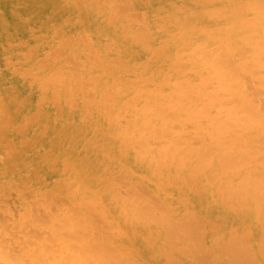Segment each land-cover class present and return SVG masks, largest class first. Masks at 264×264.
Instances as JSON below:
<instances>
[{"label": "bare ground", "instance_id": "6f19581e", "mask_svg": "<svg viewBox=\"0 0 264 264\" xmlns=\"http://www.w3.org/2000/svg\"><path fill=\"white\" fill-rule=\"evenodd\" d=\"M94 0H0V113H4V114H2V116L3 115H5V117L2 119V121H0V153H4V154H6V156L8 155V154H13L14 153V151L13 150H15V149H9L8 147H11V146H9V144H8V142H9V140L12 142V138L11 139H9V138H4L3 136H6L5 134H9V133H12V132H15V138L16 139H19V138H21V137H23V136H27V135H30V136H32V138L33 139H35V140H37V141H39V142H42V143H48V144H50V146L52 147V149H54V150H56V151H58V153H59V151H67V154H68V158H71L72 160H73V155L76 153V152H78V150L75 152L72 148L71 149H68L69 148V146H68V148H66L67 147V145H69V144H67L66 145V147H65V144L67 143V141L66 140H68L67 138L68 137H72L73 138V140L74 141H76V148L75 149H79V152H82V150H81V146H82V144H83V142H87V141H89L90 140V143L91 142H93V140H91V137H90V133H89V129L88 128H82V125H80V127H81V129H77V128H75L76 126L73 124V119H71V121L72 122H64V118L65 117H68V113H67V111H65V109H64V104L63 103H59V105H58V110H55V111H53L54 113H56V114H51L50 112H49V109L48 108H50L51 107V105L53 104H55L58 100L60 101V99H58V98H60L61 96L63 97L64 95L63 94H57L58 93V91H56L57 93H55L54 91H53V93H52V91H51V93H47V92H45V87H47V86H43V84H42V86H41V82L38 84V82L37 81H35V80H33V78L31 79H29L28 77H26L27 75L29 76H33L32 74L34 73H29V72H31V71H29L32 67H30V69H28V70H26V71H28V73L29 74H27L26 73V71L24 70L23 71V69H18V67L16 68L14 65H13V60L11 61V59L10 58H8V53H15V56L17 57V58H19L22 54H21V52H23V54H24V52L25 51H28L27 49H28V47H29V45L31 46V44H29V42L31 41V39H32V37H36V35H35V30H36V28H38V31L40 32V34L41 35H39L40 36V42H39V44H38V46L36 47V49H31L30 50V48H29V52H28V55H27V57L28 56H31L32 58H35V57H38L39 55H40V53L41 52H43V49L44 48H47L48 47V41H47V38H46V35H48V33L50 32V33H52V31H51V29H52V27H54V25L56 24V23H58L57 24V30H56V38L57 37H60V39L59 40H61V37L62 38H64L65 37V35H69V34H72V35H74V36H76V38H75V40L74 41H72V40H69V38H71V37H69V36H67L68 37V39L66 38V40L68 41V49H69V52L68 53H73V55H76V56H78L79 58H84L87 54L85 53V52H83V46L85 47V46H87L86 45V43L89 45V48H87V50L91 53V54H93V55H95V57L97 56L98 57V62H100L101 64H98V66L99 65H101V67H100V69H98V68H96L97 67V63H94L93 62V65H91L90 66V69H89V67H87V68H85L87 71H88V69L89 70H91V72L89 71L88 73H92V74H95V73H97V72H100L99 73V75H95V76H93V78H96L95 80L93 79V84H92V86L94 87V88H91V90H90V97H91V99L92 100H90L89 98V100L88 101H92L93 102V98L95 99L97 96H95L94 94H96L97 92L99 93H101V96H102V92L101 91H99V90H106V89H111V91H107V92H114L112 89H114V88H117L116 90H115V93H108L107 95H109L110 94V96H106V95H104V97H103V99L106 101L107 99L106 98H110V97H114L115 99V102H113V103H116L117 102V100H119V98H127V97H130V96H132V88H134V87H131V86H129L128 88L126 87V86H124V87H126V88H122L121 86L122 85H124L125 83H126V85L127 84H129V85H131V84H135V82H136V84H135V87L136 88H138V89H140V88H143V87H152V86H156L157 87V89H155V90H158L159 91V93H158V96L159 97H161L160 98V103H158V102H156V100H155V103H153V104H147L146 102V107L142 104V106H140V107H142L143 109H145V110H143V111H145V113L142 111V113H144L145 115H143V114H141V113H139L138 115L141 117V115H143V116H145V121H141V123H139V121H138V123L136 124V122H137V119H136V117H138L137 115L135 116V119H136V122L134 121V116H132V115H134V114H136L135 112H136V110L134 109V106L135 105H137V104H135L136 102H138L139 100H137L136 102H135V100H136V97H137V95H139V97L141 96V92L139 93V92H137L136 91V89H135V92H137L138 94L137 95H135V99L134 100H128L127 99V101L128 102H126V104L128 103V107L129 106H132L133 104H132V102H135L134 103V106H132L133 108V110H135V112L132 110V111H130V112H132V115H129V120H131V122L130 121H128V124H129V122H130V124L131 123H133V122H135V125L137 126V130H139L140 131V133H139V131H138V133L140 134L139 136H134V137H137V139L135 140H133L132 138H133V134H135V133H133V128L132 127H134V126H131V125H134V124H131L130 125V129H132V130H130L129 128H127V129H129L128 131H129V133H130V135H132L131 137V139H130V136H129V133H128V140L129 141H132V142H135V141H137V142H139V145H137V147L139 148V150L141 151V153H142V156H141V158H142V160H141V162H143L144 161V159H148V157L147 156H151V154L150 155H148L149 153H158L159 151H160V153L162 154L161 156L163 157V154L164 153H167V154H165L166 155V157L165 158H169V157H171V158H173L172 159V161L173 160H175V159H177V162H179L178 160L180 159V161H181V159H182V161L184 162V165L182 164V165H179V164H176V166L178 165V167L180 166V168L178 169V167L177 168H175V169H177L176 170V174H177V172H178V170H180L181 168L183 169V167L182 166H184L185 167V164L187 163V160H189V158H188V156H187V153H186V156L184 157V155H183V153H182V155H183V157L184 158H182V157H180V156H182L181 154H180V149L181 148H183V145L184 146H187L190 150H189V152L190 153H192V154H188L191 158H192V155L195 153V154H197V155H200L201 156V158L203 157V159L202 160H200V161H196V163H198V165H199V162H201L202 161V163L204 162V163H206L205 161L206 160H208V161H210V163H211V161H212V157H213V155L211 154V152H213L212 151V149H213V146L212 145H214V144H211V146H210V149H211V152L210 151H208V148H207V144L208 143H205L206 144V148H207V151H204V152H201L200 151V154L199 153H197L196 152V149H195V147H194V149H195V151L193 150V147H191L192 145H197V142H198V146H200L199 145V140L198 141H196V139H195V142H196V144L194 143V144H188V139H186V138H184V137H186L185 135H186V133H185V135H181V133H180V131L178 132L176 129V131H173L171 128H170V126H174V127H176L175 125H171V124H174V121L177 119L179 122L178 123H180L181 124V126H179V127H183V125L182 124H184L185 123V121L186 120H190V122L192 123V122H194V124H197V126H198V128L200 129V130H198L200 133H201V135L202 134H204V133H202V131L204 130L205 132H206V130L208 131V133H209V135L210 136H212V139H213V137L214 138H217V141L219 140L218 138H223V140H224V136L226 135V134H233V133H235V135H237L238 136V138H240V137H243V136H239L238 134H242V135H244V139H245V141H246V143L245 142H242L241 140H239V141H241L242 142V144L241 145H248V144H250V146H251V148L253 147L255 150H260L259 152H261L262 153V158L261 159H259V161L261 160L262 161V159L264 158V106H262V104H260V103H262V102H260V101H257V96H256V94H260L259 92L258 93H256V94H253L252 92L253 91H251V88H249V86H248V84L249 83H246V82H248V81H246V80H244L245 78H243L242 77V70L240 69V67L244 64V63H242V62H239L240 64H242V65H239L238 64V61H245V63H246V61H250L251 62V64L249 65V66H251V65H253V66H251L250 68H252L253 67V71H257L258 73H255V74H257L258 75V78H259V74L261 75V77H260V79H264V11H262V4H264V0H137L136 2H137V4H138V6H139V4H140V10L139 11H136L135 12V10H134V12L136 13V15L133 17V18H130V19H128L127 17H125L124 16V13L123 12H127L128 10H129V7L128 6H130V5H128L127 7H128V9H127V7L125 6V5H121V7L120 8H118V11H120L121 10V8H123L124 6L126 7H124L123 8V10H121V12H119V14L120 13H123V15H122V17H120L117 21H115L114 19H116V17H117V14H118V12L116 13V17L113 19V17H114V15L110 18V16L112 15H109V12L108 11H105L104 9H100L99 8V6H97L94 2H93ZM111 1V0H110ZM118 1V0H117ZM121 2L123 1V0H120ZM125 1H127V0H125ZM95 2H97V1H95ZM102 2V1H101ZM104 2H106V1H104ZM108 2V1H107ZM113 2H115V0L113 1ZM121 2H118V3H121ZM129 2H131L132 3V0L130 1L129 0ZM98 3H99V1H98ZM118 3H116L117 5H112L111 6V8H112V11H114L113 10V8L114 9H116V7H119V5L120 4H118ZM103 4V5H102ZM106 4V3H105ZM109 4V3H108ZM110 4H111V2H110ZM127 4V3H126ZM129 4V3H128ZM99 5L100 6H104V3H99ZM106 6V5H105ZM104 6V7H105ZM113 6H116V7H113ZM132 6V5H131ZM130 6V8H131V10H133V8ZM103 7V8H104ZM134 7V6H133ZM107 9H109V8H107ZM126 9H127V11H126ZM136 9V8H135ZM111 10V9H110ZM125 10V11H124ZM111 11V13H115V12H112ZM123 11V12H122ZM131 12V11H130ZM134 14V13H133ZM132 13H130V15H133ZM38 33V32H37ZM54 33V32H53ZM71 35V36H72ZM38 36V35H37ZM53 37V36H52ZM51 37V38H52ZM54 38V37H53ZM72 38H74V37H72ZM66 40L64 39V42H66ZM49 41H50V39H49ZM54 41V40H53ZM61 41H63V39L61 40ZM36 42H38V41H36ZM35 42V43H36ZM47 43V44H46ZM52 43V42H51ZM57 44H60V43H57ZM55 45V46H58V45ZM85 44V45H84ZM50 45H52V44H50ZM60 46V45H59ZM63 46V45H62ZM66 46V44L64 45V47ZM35 47V46H34ZM64 47H63V49H64ZM58 48V47H57ZM60 48H62V47H59L58 48V50L60 49ZM62 49V51H64ZM67 49V50H68ZM50 50V49H49ZM57 50V51H58ZM86 50V51H87ZM45 51V50H44ZM54 51V48H53V50H51V53H49V55L51 54H54L55 53V57L56 58H60L59 56L61 55V54H59L58 52H56V49H55V52L54 53H52ZM48 52V51H47ZM60 53H61V50H60ZM88 53V52H87ZM27 54V53H26ZM25 54V55H26ZM48 54V53H47ZM56 54H59V56L57 55L56 56ZM63 54V53H62ZM86 54V55H85ZM89 54V53H88ZM73 55L71 56L72 58H73ZM14 56V55H13ZM24 56V55H23ZM88 56V55H87ZM86 56V57H87ZM40 57V56H39ZM44 57V56H43ZM47 57H49L48 55H47ZM52 57H54V55H52ZM51 56L48 58V59H44V58H42L43 60V62L45 63L47 60H49L50 58L51 59H53ZM62 57V56H61ZM75 57V56H74ZM90 57H94V56H89V59H90ZM94 57V58H95ZM68 58H69V55H68ZM23 59V58H22ZM28 59H29V57H28ZM38 59H40V58H38ZM61 59V58H60ZM64 59V58H63ZM74 59V58H73ZM78 59V58H77ZM92 59V58H91ZM97 59V58H96ZM15 60V59H14ZM24 60V59H23ZM37 60V59H36ZM55 61H56V59H54ZM54 60H53V62L52 63H54ZM65 60V59H64ZM63 60V61H64ZM70 60V59H69ZM81 60V59H80ZM80 60H76V63H75V60H70V62L72 63H75V66L76 65H78V62L80 61ZM16 61V60H15ZM14 61V62H15ZM18 61V60H17ZM33 62H34V60H32ZM82 61V60H81ZM89 61V60H88ZM92 61V60H91ZM22 62V61H21ZM24 62V61H23ZM40 63H41V66L40 65H37L38 67L40 66L41 68H39V69H43V68H45L47 65L46 64H44L45 66L44 67H42L43 66V64H42V62L41 61H39ZM60 63V62H59ZM73 63H72V65H73ZM82 63H84V62H82ZM82 63H79V67L81 66V67H86L85 65L83 66V64ZM118 63H126V65H133L134 67H136V69H134V70H131V69H129V67H131L132 69H133V66H129V67H124V66H120V65H117ZM30 64H32V63H30ZM48 64V63H47ZM69 64V63H68ZM82 64V65H81ZM87 64V63H86ZM108 64H109V66L110 67H106V65L108 66ZM111 64H113V66L111 65ZM18 65H19V62H18ZM51 65H53V64H51ZM62 65H65L64 63L62 64ZM88 65V64H87ZM94 65H96V66H94ZM248 65V64H247ZM56 66V65H55ZM58 66V65H57ZM74 66V65H73ZM89 66V65H88ZM244 66V68H243V70H245L246 68V66H245V64L243 65ZM28 67V66H27ZM38 67H35V68H38ZM59 67V66H58ZM80 67V68H81ZM118 69V71H121V73L123 72V73H125L126 75H133L132 77V80H129V81H127L126 79L124 80V84H120V83H118L117 84V69ZM50 68V67H49ZM56 68V67H55ZM256 70H255V69ZM34 69V68H33ZM57 69V68H56ZM56 69H55V71H56ZM83 69V68H82ZM50 72L51 71H53V67L51 68V70L50 69H48ZM113 70V71H112ZM241 70V71H240ZM248 70H250V69H248V66H247V69H246V71L244 72V74L243 75H245V73L248 71ZM39 71V70H38ZM46 71V70H45ZM64 71V70H63ZM68 70H66L65 72H67ZM72 71V70H71ZM71 71H69V72H67L68 73V75H65V76H69L70 75V77H68V78H71L72 77V75L73 76H75V71L72 73ZM82 71V70H81ZM83 71H85V70H83ZM87 71L86 72H81V75H79V76H82V73H83V75L85 74V73H87ZM164 71V73H166V75H162L161 73ZM252 70H251V73L253 74V76H255V74H254V72H253ZM58 72V74L59 75H57V73H56V75L54 76V77H50V79L52 78L53 80L57 77V80H58V78L60 79V77H62V76H60V73L62 72L61 70H58L57 71ZM77 72V71H76ZM79 72H80V70H78V73H76L77 74V76H76V78H75V80L76 79H78V80H76V83H77V81L78 82H81V81H83L84 80V78H83V76H82V80L80 79V77L79 78H77L78 77V74H79ZM36 73V72H35ZM34 73V74H35ZM41 73H42V71H41ZM52 73V72H51ZM71 73H72V75H71ZM24 74H26V75H24ZM54 74V73H53ZM36 75H37V73H36ZM39 75V74H38ZM37 75V76H38ZM41 75V74H40ZM39 75V76H40ZM47 75H48V73H47ZM46 75V76H47ZM62 75V74H61ZM64 75V74H63ZM88 75V74H87ZM251 75V74H250ZM37 76H35L34 77V79H36L37 80ZM64 76V77H65ZM121 76V75H120ZM119 76V78H122V77H120ZM37 77V78H36ZM84 77H86V75L84 76ZM90 77V76H89ZM245 77V76H244ZM40 78V77H39ZM38 78V79H39ZM42 78H43V76H42ZM73 78V79H74ZM124 78V77H123ZM127 78V77H126ZM47 80H50V79H48V78H46ZM45 79V76H44V81L46 80ZM51 79V80H52ZM79 79H80V81H79ZM89 79H91V77L89 78ZM89 79L88 78H86L85 80H88V82L86 81L85 83H92V81H89ZM129 79V78H128ZM50 80V81H51ZM56 80V79H55ZM56 80V81H57ZM69 80V79H68ZM84 80V81H85ZM122 80V79H121ZM120 80V81H121ZM254 80V79H253ZM43 80H42V82H44ZM50 81L48 82H46L45 84L46 85H48L49 83H50ZM55 81V84L57 83L58 84V81L56 82ZM67 81V80H66ZM70 81V80H69ZM73 81V80H72ZM127 81V82H126ZM52 83V85L54 84V82L53 81H51ZM60 82H61V80H60ZM48 83V84H47ZM63 83V82H62ZM71 83V82H70ZM73 83V82H72ZM75 83V89H78L79 90V88L81 87V85H79L78 83V86H77V84ZM84 83V82H83ZM54 84V85H55ZM63 84H65L64 86H66V85H68L69 84V82H68V84H66V82L65 83H63ZM62 84V85H63ZM80 84H82V82L80 83ZM119 84H120V86H119ZM60 85V84H59ZM250 85V84H249ZM55 86H57V85H55ZM55 86L53 87V88H55ZM61 86V85H60ZM60 86H58V87H60ZM63 86V87H64ZM73 86H74V84H73ZM76 86L77 87H79V88H76ZM83 86H85V85H83ZM89 86H91L90 84H89ZM118 86L120 87V88H118ZM42 87H44V88H42ZM57 87V88H58ZM86 87V86H85ZM131 87V88H130ZM50 88V87H49ZM52 88V87H51ZM61 88V87H60ZM73 88V89H74ZM83 88V90H84V87H82ZM88 85H87V88H86V90H88ZM59 89V88H58ZM75 89H74V93H75V95L73 94L72 96L75 98V97H78L79 95L77 94V93H79V91L77 92V90H76V92H75ZM92 89H97L96 91L97 92H95V93H93L92 92ZM151 89V91H149ZM150 89H147V92H146V94L148 95H150V93H148V91L149 92H152V90H154V88H150ZM47 90H49V89H47L46 88V91ZM53 90H56V89H53ZM69 90V89H68ZM72 90V89H71ZM80 90H82L81 88H80ZM85 90V92L87 93V91ZM134 90V89H133ZM140 90H142V89H140ZM144 90V89H143ZM44 91V92H43ZM66 92H67V90H66ZM69 92H71V91H69ZM93 93V95L94 96H91V94ZM134 92V93H135ZM57 94L58 96L60 95V97H55V94ZM60 93V92H59ZM86 93H83V95L85 96V97H88L89 96V94L87 95ZM157 93V92H156ZM155 93V94H156ZM65 94V93H64ZM77 94V95H76ZM152 94V93H151ZM99 95V94H98ZM143 95H145V94H143ZM255 95V96H254ZM67 96H69V93L67 92V95H66V98H68ZM80 96H81V98H82V93L80 94ZM259 96V95H258ZM262 95L260 94V97H261ZM61 97V98H62ZM69 97H71V94H70V96ZM84 97V98H85ZM151 97V96H150ZM154 97V96H153ZM155 97H157V95L155 96ZM154 97V98H155ZM158 97V98H159ZM262 97H264V96H262ZM64 98H65V96H64ZM64 98H62L63 100H64ZM66 98H65V100H66ZM80 97H78V99H79ZM111 98V101L113 100ZM142 98H144L145 99V96H143ZM259 98V97H258ZM39 99V101L38 102H41L42 104H40V103H38V102H35V101H37ZM70 100L68 101V100H66V101H68L69 103H70V101H71V109H73V105H75L73 102V100L71 99V98H69ZM86 99V98H85ZM97 99V98H96ZM264 99V98H263ZM82 100V99H81ZM113 100V101H114ZM146 101H148L147 100V98L145 99ZM259 100H261V99H259ZM58 101V102H59ZM66 101H64V103L66 104ZM87 101V102H88ZM104 101V102H105ZM121 101H122V99H121ZM132 101V102H131ZM143 101V100H142ZM154 101V100H153ZM157 101H159V100H157ZM261 101H264V100H261ZM55 102V103H54ZM76 102V101H75ZM84 102V104L83 105H87L88 106V104L87 103H85L86 101H83ZM98 102V104L100 105H98V104H96V107L95 108H97L98 106H99V108H97V112L99 111L100 112V107H104L105 105H104V103H102L103 105H101V103H99L100 102V100L99 101H97ZM129 102H131V103H129ZM149 102V101H148ZM152 102V101H151ZM260 102V103H259ZM52 103V104H51ZM89 103V102H88ZM112 102H108V104L105 106L106 108H105V115H108L109 113H111L110 111L113 109L112 107V109L110 110V107L109 106H111L112 104H113ZM68 104V103H67ZM94 104V105H95ZM119 104H120V102H119ZM118 104V105H119ZM129 104H132V105H129ZM86 105H85V107H86ZM117 105V106H118ZM263 105H264V103H263ZM28 106H32V107H34V106H37L36 108V112L35 113H32V111H29V110H27V108L26 107H28ZM67 106V105H66ZM76 106V105H75ZM79 106H82V105H79ZM109 107V110H108V107ZM114 106V105H113ZM124 106H126L125 104H124ZM163 106L165 107V108H163ZM56 107H57V105H56ZM91 106H89V108H90ZM136 107V106H135ZM145 107V108H144ZM29 108V107H28ZM82 108V107H81ZM118 108V107H117ZM116 108V109H117ZM123 108H125V109H127L126 107H123ZM120 109V111L122 110V112L120 113V114H118V115H120V117H121V115H122V117H123V114L122 113H124L123 111H127V110H125V109ZM138 108V107H137ZM136 108V109H137ZM173 109L174 111H173V113H175L176 115H174L170 110H168V112H167V110L166 109ZM74 109H76V108H74ZM109 111H107V110ZM67 110V109H66ZM89 111H90V109H88ZM104 110V109H103ZM118 110V109H117ZM130 110V109H129ZM140 110V109H139ZM166 110V111H165ZM34 111V110H33ZM71 111V110H70ZM79 111V110H78ZM96 111V110H95ZM167 112L168 113V115H170L171 113H172V115H173V117H172V119L174 118V116H175V120H172V121H170V117H168V115L166 116L165 115V117H164V113L165 112ZM84 112V111H83ZM99 112L97 113L98 115H100L99 114ZM102 112V111H101ZM138 112V111H137ZM84 113H86V111L84 112ZM96 113V112H95ZM103 114H104V111L102 112ZM101 113V114H102ZM117 113V112H116ZM128 113V112H127ZM134 113V114H133ZM177 113H178V115H177ZM68 114V115H67ZM87 114H90V112H88ZM112 114H114V111H113V113ZM111 114V115H112ZM1 115V114H0ZM81 115V114H80ZM91 115V114H90ZM93 115V114H92ZM98 115H96V116H98ZM104 115V116H105ZM117 115V116H118ZM86 116H88V115H86ZM85 116V117H86ZM103 116V117H104ZM109 116H110V114L107 116L108 117V120H109V122L110 121H112L113 119H114V121H112V124H114V126H115V123L114 122H116V118H118V117H116V118H113L112 117V120H110V118H109ZM125 116H128V115H125ZM171 116V115H170ZM1 117V116H0ZM73 117V116H72ZM93 117V116H92ZM99 117V116H98ZM179 117H184L182 120H180V119H178ZM124 118H126V117H124ZM131 118V119H130ZM142 118V117H141ZM78 119H79V116H78ZM87 119V118H86ZM92 119V118H91ZM91 119H90V122H91ZM97 119V118H96ZM99 119V118H98ZM106 119V118H105ZM104 119V120H105ZM1 120V119H0ZM127 120V119H126ZM133 120V121H132ZM46 121V122H45ZM78 121V120H77ZM103 121V120H102ZM118 121V120H117ZM122 121V120H121ZM121 121H120V123H121ZM184 121V122H183ZM188 121H187V127L189 126V128H190V130L189 131H191V127H190V125H191V123H190V125H189V123H188ZM18 122H21V123H19V125H20V127H21V131H19V130H17L16 128V130L17 131H14V127L13 126H16V124L18 123ZM43 122H45V124H43ZM79 122V121H78ZM101 122V121H100ZM107 122V121H106ZM108 122V126H112L111 125V123H109ZM127 122V121H126ZM177 122V121H176ZM175 122V123H176ZM183 122V123H182ZM84 123V122H83ZM92 123V122H91ZM98 123V122H97ZM142 123H144V124H150V126L153 128V130H155V131H157V132H155L154 134H151L152 136H153V138H156V137H158V136H165V137H167L168 138V140L170 141V142H168V141H164V139L163 138H161V139H163V140H161V142L162 141H164V142H168L167 144V146H165V147H160V146H158V147H160L162 150H159V149H157V147H156V144L154 143V139L151 141V138H152V136H151V138H149L150 139V142H148L147 141V134H146V132L148 133V130L145 132L144 130L145 129H149L148 127L149 126H146V128L144 127V124H142ZM42 124V125H41ZM78 123H76V125H77ZM90 124V123H89ZM94 124V123H93ZM110 124V125H109ZM118 124V123H117ZM91 125V124H90ZM95 125V124H94ZM192 125H193V123H192ZM222 125V127H221V129L219 130V134H216L215 133V135L213 134L214 132H211L212 130H211V128L209 129V127H211V126H215V127H217V130L219 129L218 128V126H221ZM75 126V127H74ZM98 126H100V124L98 125ZM106 126V125H105ZM117 126V125H116ZM115 126V127H116ZM122 126H125V124H122ZM196 126V125H195ZM194 126V127H195ZM79 127V128H80ZM93 127V126H92ZM101 127V126H100ZM100 127H97V128H99L100 129ZM127 127V126H126ZM126 127H124L125 129H126ZM150 127V128H151ZM184 127H186V126H184ZM194 127H193V129H194ZM91 128V127H90ZM108 128V127H107ZM118 128V127H117ZM145 128V129H144ZM197 127H196V129H198ZM119 129V128H118ZM126 129V130H127ZM179 130H180V128H178ZM187 129V128H186ZM215 129V128H214ZM103 130V129H102ZM109 130V129H108ZM122 130V129H121ZM136 130V129H135ZM181 130H184V129H182L181 128ZM211 130V131H210ZM216 130V129H215ZM96 132V133H100V131L99 130H93V132ZM149 131H150V129H149ZM210 131V132H209ZM214 131V130H213ZM236 131L238 132V134L236 133ZM109 132V131H108ZM117 132H118V130H117ZM122 132V131H121ZM159 132V133H158ZM186 132V131H185ZM112 133H113V131H112ZM123 133H124V131H123ZM126 134H127V132H125ZM133 133V134H132ZM189 133V132H188ZM190 133H192V132H190ZM189 133V134H190ZM196 133H198V132H196ZM196 133H195V135H196ZM208 133H206V134H208ZM101 134V133H100ZM99 134V135H100ZM107 135H108V133H106ZM126 134H123V136L124 135H126ZM161 134V135H160ZM213 134V135H212ZM69 135H71V136H69ZM99 135L97 136V137H99ZM101 135H103V134H101ZM101 135H100V137H101ZM105 135V134H104ZM112 135V134H111ZM158 135V136H157ZM188 135V134H187ZM194 135V136H195ZM200 135V134H199ZM208 135V136H209ZM235 135H233V137L235 136ZM113 137H114V135H112ZM149 137H150V135H148ZM190 136H192L191 134H190ZM194 136H192V137H194ZM204 136H206V135H204ZM209 136V137H210ZM215 136H217V137H215ZM236 136V137H237ZM117 137H118V135H117ZM164 137V138H165ZM199 137V136H198ZM231 137V136H230ZM229 137V138H230ZM24 138V137H23ZM28 138V137H27ZM31 138V137H30ZM92 138H95V136L93 135V137ZM102 138V137H101ZM107 138H108V136H107ZM110 138V137H109ZM120 138V137H119ZM124 138V137H123ZM160 138V137H159ZM166 138V139H167ZM187 138H189L188 136H187ZM196 138V137H195ZM207 138V137H206ZM228 137H227V139H229ZM8 139V140H7ZM70 139V138H69ZM126 139V138H125ZM125 139H124V143H125ZM148 139V140H149ZM165 139V140H166ZM199 139H200V137H199ZM226 139V138H225ZM226 139V140H227ZM234 139V138H233ZM243 139V138H242ZM28 140H30V139H28ZM35 140H33V141H35ZM95 140V139H94ZM98 140V139H97ZM102 140V139H101ZM101 140H100V142H101ZM111 140V139H110ZM191 140V142L194 140V138L193 139H190ZM201 140V139H200ZM210 140V139H209ZM208 140V141H209ZM21 141V140H20ZM70 141V140H69ZM105 141H106V139H105ZM104 141V142H105ZM118 141V140H117ZM188 141V142H187ZM202 141V140H201ZM200 141V142H201ZM217 141H216V143H217ZM221 141H222V139H221ZM225 141V140H224ZM231 142H228V144H233V143H235L236 141H237V138L234 140V142H233V140H230ZM24 142H27V141H24ZM32 142V141H31ZM70 142H72V141H70ZM95 142V141H94ZM97 142V141H96ZM103 142V143H104ZM111 142V141H110ZM127 142V141H126ZM151 142L154 144V145H152L151 144ZM156 143L158 142V141H155ZM160 141H159V143L158 144H160L161 143ZM205 142V139H204V141H203V143ZM219 142H220V140H219ZM28 143H30L29 141H28ZM82 143V144H81ZM84 143V144H85ZM99 143V142H98ZM108 144H109V142H107ZM122 143V142H121ZM165 143V144H166ZM216 143H215V145H216ZM227 143V142H226ZM8 144V145H7ZM22 144H25V143H23L22 142ZM35 144V143H34ZM72 144V143H71ZM71 144H70V146H71ZM83 144V145H84ZM86 144H88V143H86ZM126 144H129V143H126ZM220 146H222V144H225L224 142L223 143H221L220 142ZM14 146H17V145H15V144H13ZM30 145V146H29ZM29 145H27V146H24V147H22L21 149H19L18 151H17V148H16V152H15V155H16V153H18L19 155H24V156H26V155H28V156H36V152L34 151L35 149H33V147H32V145L31 144H29ZM75 145V144H74ZM98 146H99V144H97ZM103 145V144H102ZM135 145H136V142H135ZM191 145V146H190ZM234 146H235V148L236 147H238V148H240V143H235V144H233ZM244 145V146H245ZM36 146V145H35ZM114 146V145H113ZM113 146H112V148H113ZM124 146H126V145H124ZM132 146H133V144L131 145V148H132ZM164 146V145H163ZM203 146V145H202ZM219 146V145H218ZM233 146V147H234ZM45 147V146H44ZM50 147V148H51ZM83 147V146H82ZM97 147V146H96ZM95 147V148H96ZM110 148L109 149H111V145L109 146ZM122 147V146H121ZM134 147H136V146H134ZM137 147L135 148L136 150H137ZM141 147V148H140ZM181 147V148H180ZM217 147V146H216ZM8 148V149H7ZM19 148V147H18ZM84 148L85 149H87L88 147H86L85 145H84V147H83V150H84ZM98 148V147H97ZM126 148V147H125ZM128 148H130V147H128ZM186 148V147H185ZM202 148V147H201ZM205 148V149H206ZM218 148H220V147H218ZM217 148V150L216 151H221V149H218ZM224 148V147H223ZM222 148V149H223ZM225 148H226V146H225ZM228 148V147H227ZM243 148V147H242ZM250 148V147H249ZM7 149V150H6ZM91 149H92V147H91ZM108 148H106V150H109ZM117 149V148H116ZM119 149H123V148H120L119 147ZM187 149V148H186ZM199 149H200V147H199ZM216 149V148H215ZM231 148H229V150H230ZM245 150L244 151H248V150H246V148H244ZM253 149V150H254ZM13 151L12 153H9V151ZM36 150H38V149H36ZM95 150V149H94ZM114 150V149H113ZM124 150H128V151H130L129 149H124ZM184 150V149H183ZM188 150V149H187ZM200 150H202V149H200ZM225 150V149H224ZM228 150V149H227ZM254 150V151H255ZM10 151V152H11ZM48 151V150H47ZM89 151V150H88ZM93 151V150H92ZM112 151V150H111ZM110 151V152H111ZM119 151V150H118ZM138 151V150H137ZM136 151V152H137ZM186 151V150H185ZM193 151V152H192ZM199 151V150H198ZM239 151V150H238ZM237 151V152H238ZM243 151V150H242ZM243 151V152H244ZM252 151V149L250 150V152ZM254 151H252V152H254ZM40 152V151H39ZM86 152V151H85ZM109 152V151H108ZM113 152V151H112ZM187 152V151H186ZM188 152V153H189ZM215 152V151H214ZM222 152H224V151H222ZM222 152H220L221 154L220 155H222V154H224V153H222ZM227 152V151H226ZM52 153H53V151H52ZM51 153V154H52ZM57 153V152H56ZM90 153V152H89ZM97 153V152H96ZM100 153V152H99ZM114 153V152H113ZM115 153H117V152H115ZM127 153V151L125 152V156H124V154H123V158L124 157H127L126 154ZM141 153H138L137 155H139V154H141ZM215 153H217V152H215ZM246 153H249V151L248 152H246ZM257 153V152H256ZM260 153V154H261ZM44 153H41V155H43ZM55 154V153H54ZM61 154H62V152H61ZM66 154V155H67ZM82 154V153H81ZM91 154V153H90ZM118 154H120V153H118ZM143 154H145L146 155V157L147 158H144V156L145 155H143ZM154 154V157L156 156ZM227 154V153H226ZM244 154V153H243ZM250 154V153H249ZM252 154V153H251ZM255 154V153H254ZM65 155V154H64ZM85 155V154H84ZM96 155V154H95ZM113 155H115V154H113ZM112 155V156H113ZM136 155V157H138ZM197 155H195V156H197ZM217 155V154H216ZM225 155V154H224ZM228 155V154H227ZM246 155V154H245ZM259 155V153L257 154V156ZM12 157V155H8V157ZM40 156V155H39ZM46 156V155H45ZM49 156V154L47 155V157ZM61 156V155H60ZM63 156V155H62ZM76 156H78V155H76ZM89 156V155H88ZM111 156V157H112ZM153 156V155H152ZM195 156H193V158L195 157ZM219 156V155H218ZM238 156H240V155H238ZM253 156H255V155H253ZM17 157V156H16ZM46 157V158H47ZM50 157V156H49ZM52 157V156H51ZM57 157H58V155H57ZM95 157V156H94ZM101 157V156H100ZM118 157V156H117ZM159 157V156H158ZM158 157L157 158H155V159H158ZM216 157V156H215ZM221 157V156H220ZM220 157H218V158H220ZM230 157H231V153H230ZM233 157V156H232ZM232 157H231V159L229 158V160H225V162L223 163L222 162V164L223 165H220V170H221V168L223 169V172H222V170L220 171V172H222L223 173V175L225 176V175H227L226 173H229V171H237L238 169H240L241 168V166H242V164L246 161V159H247V157H249L248 158V160H252L253 158H256V157H251V155H246V156H244V157H242L241 159L239 158V162L237 161V160H235L236 158H233L232 159ZM241 157V156H240ZM3 158V157H2ZM18 158V157H17ZM24 158V157H23ZM43 158H44V156H43ZM45 158V159H46ZM54 158V157H53ZM62 158V157H61ZM68 158H66V160L68 159ZM87 158V157H86ZM91 158V157H90ZM98 158V157H97ZM116 158V157H115ZM114 158V159H115ZM140 157H139V160L141 159ZM153 157H151V159H152ZM165 158H164V162H163V164L165 163V167H167V166H169V164L170 163H172V162H169V160L171 161V159L169 158L168 159V162H167V166H166V160H165ZM196 158V157H195ZM199 158V157H198ZM4 159V158H3ZM3 159H1V161L3 160ZM10 159V158H9ZM15 159V158H14ZM14 159H12V160H14ZM25 159H26V157H25ZM27 159H29V158H27ZM26 159V160H27ZM52 159V158H51ZM64 159V158H63ZM76 159V158H75ZM74 159V160H75ZM88 159V158H87ZM86 159V160H87ZM163 159V158H162ZM37 160V159H36ZM55 160L56 159H54V162H55ZM91 160V159H90ZM99 160V159H98ZM121 160H124V159H121ZM120 160V161H121ZM133 160V159H132ZM137 160V159H136ZM149 160H150V158H149ZM153 160V159H152ZM161 160V159H160ZM192 160V159H191ZM191 160H189L190 162H191ZM264 160V159H263ZM43 161H44V159H43ZM92 161V163H87L84 159H78V161L76 162L75 161V163H73V165L72 166H69L68 167V169L70 168V170H72V173L74 174V176H75V180L77 181V182H79L82 186H84L85 188L87 187L88 189H93L95 186H96V182L98 181H96L95 179V177H94V171H95V169H96V164H95V161H93V159L91 160ZM90 161V162H91ZM111 161H113V160H111ZM111 161H108L109 163L111 162ZM117 161V160H116ZM126 161V160H125ZM138 161V160H137ZM147 161V160H146ZM163 160H161V162H162ZM188 161V162H189ZM217 161V160H216ZM257 161V160H256ZM9 162V161H8ZM13 162V161H12ZM16 162H18V163H22V160H17ZM14 163V164H17V163ZM36 162V161H35ZM38 162V161H37ZM50 162V161H49ZM57 162V161H56ZM65 162V161H64ZM64 162H63V165H64ZM114 162V161H113ZM124 162V161H123ZM136 162V161H135ZM161 162L159 163L160 164V166H157L156 164H158V162L155 160V165L154 166H156V167H154V172H155V168H156V170H157V167H158V172L155 174L156 176H160L161 175V179H168L167 181L168 182H174L175 180H177V178H178V175H174V174H172L170 171H169V169H168V171H167V169L165 168V167H163V165L161 164ZM189 162V163H190ZM263 162V161H262ZM261 162V163H262ZM33 163V162H32ZM51 163V162H50ZM62 163V162H61ZM68 163V162H67ZM66 163V164H67ZM103 163H104V161H103ZM108 163V164H109ZM117 163V162H116ZM133 163V162H132ZM140 163V162H139ZM150 163V162H149ZM149 163H147V167H148V165H150ZM182 163V162H181ZM193 163V162H192ZM195 163V165H194V163H193V165L195 166V167H198V168H195V169H197L196 170V172H199V171H204L203 169H205L203 166H201L200 167V165L202 164V163H200V165L198 166L197 164ZM4 164V163H3ZM23 164V166L25 167V165H24V163H22ZM135 164V163H134ZM191 164V163H190ZM216 164V163H215ZM221 164V163H220ZM251 165V164H254L253 162L250 164V162L248 163H246V165ZM255 164H257V162L255 163ZM263 164V163H262ZM31 165V164H30ZM36 165V164H35ZM34 165V166H35ZM42 165V164H41ZM49 165V164H48ZM59 165V164H58ZM100 165V164H99ZM120 165H122L121 163H120ZM127 165V164H126ZM129 165H130V163H129ZM138 165V164H137ZM136 165V166H137ZM187 165H189L188 163L186 164V167H188ZM192 165V166H193ZM197 165V166H196ZM204 165V164H203ZM208 165H209V163H208ZM212 165V163L209 165V166H211ZM9 166H10V164L8 163V165H7V168L9 169ZM13 166V165H12ZM43 166V165H42ZM113 166V165H112ZM123 166V165H122ZM131 166V165H130ZM142 166V165H141ZM171 166V165H170ZM170 166H169V168H170ZM172 166H173V168H174V165L172 164ZM204 166H206V165H204ZM208 166V167H209ZM218 166V165H217ZM221 166H223V167H221ZM255 166H257V165H255ZM255 166L253 165V167H254V169H255V171H257L256 169L258 168V167H256L255 168ZM264 166V165H263ZM262 165H260V167L262 168L263 167ZM36 167V166H35ZM34 167V168H35ZM58 167V166H57ZM65 167L67 168V165H65ZM124 167H125V165H124ZM142 167H144V166H142ZM151 167V166H150ZM190 167V166H189ZM188 167V168H189ZM213 167H215V168H218V167H216V166H213ZM213 167H211L212 169H211V172H215L216 173V170H214L215 168H213ZM15 168V167H14ZM51 168V167H50ZM55 168H56V166H55ZM117 168V167H116ZM129 168V167H128ZM152 168V167H151ZM168 168V167H167ZM200 168V169H199ZM4 169H6V168H4ZM13 169V168H12ZM25 169V168H24ZM41 169V168H40ZM61 169V168H60ZM63 169H65V168H63ZM107 169H108V167H107ZM111 169H113V168H111ZM144 169H146V167L144 168ZM150 169V168H149ZM185 169H187V168H185ZM191 170H193V167L192 168H190ZM249 169H253L252 167L251 168H249ZM13 170H15V169H13ZM31 170H32V168H31ZM30 170V171H31ZM99 170H100V168H99ZM122 170H123V168H122ZM129 170V169H128ZM259 170H260V168H259ZM262 170H264V167L262 168ZM16 171H17V169H16ZM27 171V170H26ZM37 171V170H36ZM38 171H40V170H38ZM37 171V172H38ZM46 171V170H45ZM57 171V170H56ZM109 171H110V169H109ZM117 171V170H116ZM135 171V170H134ZM134 171H133V173H134ZM247 170H245V172H246ZM261 171V170H260ZM260 171H257V173L258 174H260L259 172ZM2 172V171H1ZM6 172V171H5ZM19 172V171H18ZM34 171L32 170V175L33 174H35V173H33ZM62 172H64V171H62ZM98 172V171H97ZM122 172V171H121ZM137 172V171H136ZM173 172V171H172ZM188 172V171H187ZM186 172V173H187ZM191 172V171H190ZM189 172V173H190ZM226 172V173H225ZM244 172V171H243ZM250 173H251V171H249ZM249 172H246V174L247 173H249ZM15 173V172H14ZM58 173V172H57ZM56 173V174H57ZM66 173V172H65ZM141 173V172H140ZM148 173V172H147ZM175 173V172H174ZM183 173H185V172H183ZM201 173V172H200ZM214 173V175H216ZM250 173L247 175V177L249 178V177H251V175H250ZM262 173V172H261ZM2 174V173H1ZM19 174V173H18ZM17 174V175H18ZM21 174V173H20ZM19 174V175H20ZM31 174V173H30ZM67 174V173H66ZM70 174V173H69ZM97 174V173H96ZM95 174V175H96ZM122 174V173H121ZM127 174H128V172H127ZM149 174H150V172H149ZM158 174V175H157ZM178 174H179V172H178ZM192 174V173H191ZM213 175V173H210V175ZM232 174V173H231ZM235 174V173H234ZM233 174V175H234ZM255 174V173H254ZM254 174H252V176L254 175ZM264 174V173H263ZM22 175H25V174H22ZM72 175V174H71ZM100 175V174H99ZM98 175V176H99ZM133 175V174H132ZM146 175H148V174H146ZM180 175H182V174H180ZM187 175V174H186ZM207 175L209 176V174L207 173ZM211 175V176H212ZM233 175H232V177H233ZM236 175V174H235ZM256 175V174H255ZM8 176H9V174H8ZM25 176H28V174L27 175H25ZM42 176V175H41ZM62 176V175H61ZM65 176V175H64ZM63 176V177H64ZM127 176V175H126ZM185 176V175H184ZM181 177V179H179V182H181V181H184V180H186L185 178L186 177ZM191 176H193V175H191ZM190 175H189V179H188V181L190 182V185H192V183L193 182H197V181H199L198 182V184H202V183H200V182H202V180L200 181L199 179L197 180V178H196V176L197 175H195V173H194V176L193 177H195L196 179H194V178H192ZM216 176H218V175H216ZM216 176H215V178H216ZM228 176H230V175H228ZM260 176V175H259ZM5 177V176H4ZM11 177V176H10ZM15 177V176H14ZM18 177V176H17ZM16 177V178H17ZM33 177H39V175H37V176H33ZM49 177H51V176H49ZM71 177V176H70ZM124 177V176H123ZM132 177V176H131ZM134 177V176H133ZM263 177H264V175H263ZM263 177H261L260 176V178H263ZM12 178V177H11ZM27 179L29 178V177H26ZM25 178V179H26ZM55 178V177H54ZM111 178V177H110ZM116 178H122V177H119L118 175L114 178V179H116ZM148 178H149V175H148ZM156 178V177H155ZM159 178V177H158ZM182 178L184 179V180H182ZM193 180L194 179V181L191 183V179ZM211 178V177H210ZM210 178H208L209 180H213L214 179V176H212V178L213 179H210ZM218 178H219V176H218ZM242 178H243V176H242ZM241 177H240V179H239V182L241 183V181H242V185L240 186L241 187V190H242V192L244 191L245 193H246V189H247V185H245L246 183H247V181H248V179L247 178H245L244 180H246V182H244L243 181V179H242ZM252 178V177H251ZM20 179V178H19ZM30 179V178H29ZM36 179H38V178H36ZM135 179V178H134ZM153 179V178H152ZM217 179V178H216ZM219 179H222L221 177L219 178ZM23 180V179H22ZM49 180V179H48ZM55 180V179H54ZM59 180V179H58ZM58 180H56V182L58 181ZM72 180V179H71ZM108 180H109V178H108ZM108 180L106 179V181H107V185H109L108 184ZM117 181H118V179H116ZM124 180V179H123ZM127 180H128V178H127ZM157 180V179H156ZM209 180H207L206 181V183L209 181ZM229 177H228V183H229ZM232 180V179H231ZM0 181H2V180H0ZM5 181V180H4ZM35 181V180H34ZM62 181V180H61ZM100 181V180H99ZM116 181V182H117ZM121 183H122V179H120L119 180ZM118 181V182H119ZM130 181H131V178H130ZM161 182H162V180H160ZM159 181V182H160ZM165 181V180H164ZM188 181H185V182H188ZM205 181V180H204ZM213 181H215V179L213 180ZM233 181V180H232ZM232 181H231V188H232ZM258 181V180H257ZM256 180L254 181L253 180V182L255 183V182H257ZM262 181H263V179H262ZM40 182H41V180H40ZM70 182V181H69ZM117 182V183H118ZM128 182V181H127ZM141 182V181H140ZM159 182H158V184H159ZM178 183V181H175L173 184H175V183ZM210 183H211V181H209ZM243 182L245 183L244 185H243ZM261 182V181H260ZM32 183V182H31ZM44 183V182H43ZM46 183V182H45ZM48 183V182H47ZM53 183V182H52ZM55 183V182H54ZM79 183H78V185H79ZM100 183V182H99ZM137 184H135V182L133 183V184H135V185H133L131 182L129 183V184H132V186L134 187H138L139 188V185H138V182H136ZM150 183H152V182H150ZM166 183V185L168 186L169 184L167 183V182H165ZM164 183V184H165ZM177 183H176V185H177ZM183 183V182H182ZM219 183H221V182H219ZM227 183V184H228ZM236 183H238V181L236 182ZM249 183V182H248ZM259 182H257L256 184H258ZM62 184V183H61ZM60 184V185H61ZM119 184V183H118ZM117 184V185H118ZM122 184H125L124 182L122 183ZM121 184V185H122ZM155 184L156 183H153V184H151V187H154V189L156 188L155 187ZM184 185L186 184V185H188L187 183H183ZM30 185V182H29V184H28V186ZM54 185V184H53ZM60 185H59V187H60ZM71 185V184H70ZM98 185V184H97ZM126 185H127V187L129 186L128 185V183H126ZM137 185V186H136ZM142 186H144L143 184H141ZM161 185H163V184H161ZM165 185V186H166ZM171 185H172V183H171ZM175 185V186H176ZM196 185H197V183H196ZM196 185L194 184L193 185V187L191 186H188V187H190L191 189H194L195 187H196ZM211 185V184H210ZM215 185V184H214ZM220 185H222V183L220 184ZM226 185V184H225ZM250 185V184H249ZM263 185V184H262ZM48 186V185H47ZM50 186V185H49ZM80 186V185H79ZM78 186V187H79ZM118 186H120V185H118ZM131 186V185H130ZM170 186V185H169ZM181 187V184L179 183L178 184V186H176L177 188H180ZM195 186V187H194ZM199 186V190H201L200 189V187L202 188V190L200 191L201 193H197L198 191V189H195L194 191H195V193H197V194H202V191L204 190V184L202 185V186H200V185H197V187ZM212 186V185H211ZM224 186V185H223ZM229 186V187H230ZM237 186L239 187V185H237L236 184V188H237ZM243 186H245L246 187V189H244L243 188ZM252 185H250V187H251ZM254 186H257V185H255L254 184ZM259 186V185H258ZM264 186V185H263ZM76 187V186H75ZM74 187V188H75ZM124 187H126V186H124ZM133 187H129V188H133ZM141 187V186H140ZM146 186H144V188H145ZM148 187H150L149 185H148ZM147 187V188H148ZM162 187V186H161ZM217 187V186H216ZM216 187H214L215 189H213V190H218V189H216ZM219 187V186H218ZM222 187V186H221ZM226 187V186H225ZM227 187H228V185H227ZM226 187V188H227ZM249 186H248V188H250ZM48 188V187H47ZM61 188V187H60ZM67 188V187H66ZM107 188V187H106ZM120 188V187H119ZM122 188V187H121ZM120 188V190H123V188L121 189ZM142 188V189H141ZM140 188V190L142 191V195H140V196H142L143 197V195H144V193L146 194L145 196H147V197H149L150 196V194H147V188H146V192L144 191L143 192V187H141ZM163 188V187H162ZM182 188V187H181ZM230 188V189H231ZM234 188V187H233ZM236 188H234V190L236 189ZM252 188V187H251ZM261 188V187H260ZM260 188H258L257 189V187H255V191L254 192H252V189L250 190L251 191V194L253 193H255V195L256 194H263L264 192H261V191H263L264 190V188H262L261 189V191H260ZM52 189H55V190H57L56 188H52ZM76 189V188H75ZM110 189V188H109ZM108 189V190H109ZM114 189V188H113ZM112 189V190H113ZM125 189V188H124ZM128 189V188H127ZM133 189H135V188H133ZM132 189V190H133ZM183 189V188H182ZM190 189V190H191ZM211 189V188H210ZM221 189H223V188H221ZM221 189H220V191L218 190V192L219 193H222L223 194V192H225V191H222L221 192ZM225 189V188H224ZM223 189V190H224ZM237 189H239V191H240V188H237ZM244 189V190H243ZM22 189H20V191H21ZM54 190V191H55ZM59 190H61V189H58V191ZM67 190V189H66ZM73 190V189H72ZM77 190V189H76ZM79 190H80V188H79ZM162 190V189H161ZM188 190H189V188H188ZM212 190V189H211ZM212 190V191H213ZM225 190H228V189H225ZM234 190H231L230 191V193L232 194L233 193V191ZM259 192V193H257V191ZM49 191V190H48ZM51 191V190H50ZM48 192V193H46L45 195L46 196H50V194H51V192ZM70 191V190H69ZM68 191V192H69ZM74 191V190H73ZM99 191V190H98ZM98 191H95V192H98ZM117 191L119 192L118 194H120V191H119V189H117ZM135 191H137L138 193H137V195L139 194V192H141V191H139L138 189L137 190H135ZM134 191V192H135ZM177 191H179V189L177 190ZM186 192V194H187V191L184 189L183 190V192ZM193 191V192H194ZM211 191V192H212ZM39 192V191H38ZM61 192V191H60ZM65 192V191H64ZM79 192V191H78ZM77 192V193H78ZM106 192V191H105ZM130 192H132V191H127V193H129L130 195H131V193ZM148 192H150V191H148ZM151 192H152V190H151ZM160 192V191H159ZM158 192V193H159ZM182 192V193H183ZM217 192V193H218ZM228 192L229 191H227V192H225L226 193V198H227V200L226 199H223V201H227V203H229V199H232V197H233V194H232V196H228ZM235 192H236V190H235ZM35 193H36V189H35ZM74 193H76V192H74ZM106 193H108V192H106ZM121 193H122V191H121ZM153 193V192H152ZM151 193V194H152ZM164 193V192H163ZM177 193V192H176ZM175 193V194H176ZM203 193L205 194V191H203ZM213 193V192H212ZM237 193V192H236ZM238 193H241V191L240 192H238ZM237 193V194H238ZM247 193H248V191H247ZM250 193V192H249ZM40 194V193H39ZM53 194V193H52ZM60 194V193H59ZM58 194V195H59ZM65 194H67V193H65ZM115 194V193H114ZM124 194V193H123ZM125 194H126V192H125ZM128 194V195H129ZM134 194H136V193H134ZM141 194V193H140ZM234 195V199L236 198V197H239L238 195ZM253 194H252V197H251V195H250V199L251 198H253ZM4 195H6V194H4ZM104 195V194H103ZM110 195H111V193H110ZM128 195L126 196V195H123L124 197L126 196V197H128ZM149 195V196H148ZM174 195V194H173ZM53 196V195H52ZM84 196H86V194H84ZM115 196V195H114ZM114 196H112V197H114ZM116 196H117V194H116ZM115 196V197H116ZM120 196V195H119ZM118 196V197H119ZM122 196V195H121ZM131 196H133V194L131 195ZM143 197V198H145V200H147V198L146 197ZM152 196L154 197V198H158V194H157V196H156V194L154 195V194H152ZM162 195H160V197H161ZM164 196H166V195H164ZM183 196H184V198L187 196V195H184L183 194ZM200 196V195H199ZM199 196H197L198 198H199ZM202 196V195H201ZM205 196V195H204ZM203 196V197H204ZM218 196V195H217ZM220 196H221V194H220ZM225 196H224V194H223V197H221V198H225ZM241 196H243V198H244V196H245V194L243 195V194H241L240 195V197ZM23 197V196H22ZM45 197V196H44ZM51 197V196H50ZM49 197V198H50ZM56 197V195L54 196V197H52V199L53 198H55ZM97 197V196H96ZM118 197H116V198H118ZM135 198H136V195L134 196ZM151 197V196H150ZM150 198V202L154 199V198ZM170 197V196H169ZM173 196L171 195V198H172ZM211 197V196H210ZM239 197V198H240ZM246 197H248L247 195H246ZM246 197H245V199H246ZM257 196H255V198H256ZM263 198L262 199H264V196H262ZM49 198L47 199V197H45V199L44 200H49ZM58 198V197H57ZM62 198V197H61ZM61 198H60V200H61ZM67 198H69V197H67ZM83 197H81V199H82ZM120 198V197H119ZM143 198H139L138 197V199H136V200H139V199H143ZM188 198H189V196H188ZM212 198H213V196H212ZM211 198V199H212ZM216 198V197H215ZM220 198V199H221ZM229 198V199H228ZM259 198V197H258ZM2 199H4V197H2ZM64 199H65V197H64ZM62 200V201H65V200ZM80 199V200H81ZM114 199V198H113ZM113 199H111V200H113ZM122 198H120V200H121ZM152 199V200H151ZM173 199V198H172ZM203 199H205V198H203ZM254 199V198H253ZM24 200V199H23ZM22 200V201H23ZM56 200H58L59 201V203L61 202L62 204H59L58 205V203H56V206L58 205V206H69V204H68V199L65 201V202H62V201H60L59 199H56ZM56 200H54V202H58V201H56ZM94 200V199H93ZM100 200H101V198H100ZM103 200V199H102ZM110 200V201H111ZM128 200V199H127ZM144 200V199H143ZM156 199H154V201H155ZM215 200H217V199H215ZM215 200H212L213 201V203H214V201ZM252 200V199H251ZM257 200V199H256ZM5 201V200H4ZM7 201V200H6ZM25 201H26V199H25ZM30 201V200H29ZM53 201V200H52ZM86 201V200H85ZM110 201H108V202H110ZM117 201H119V199L117 200ZM122 201V203H125V202H123V199L121 200ZM134 201V200H133ZM133 201H132V204H134L133 203ZM140 201V200H139ZM148 201H149V199H148ZM147 201V202H148ZM158 201H159V198H158ZM158 201H157V203H156V205L155 204H153V205H155V206H153V205H150V204H148V205H143L142 207H140V208H136V207H133V208H131V207H129L130 209H126V207H125V209L126 210H129L128 212V218L130 219V220H132V224H133V226H135V225H140V224H142L143 223V221L145 222L146 221V223L148 222V220H151V219H161L162 220V222L164 221V226L166 225L167 227L168 226H170L171 227V231H173V233H174V231H176L177 233L176 234H178V232L179 233H181V239H184L183 241L185 242V239L187 238V236L184 238V236L185 235H190L189 236V238H191L192 236H193V242H194V244H195V236L193 235V233H196L197 232V237H199L198 236V234H201V233H199V231H196V230H198V229H200V231L202 232H204V233H202L201 235H208L207 233L209 232L207 229H210L211 228V230L210 231H212V232H214L215 231V229H213L214 228V222H213V220H212V225H213V227H212V225H211V227L210 228H208L207 226H206V228H205V226L203 225V221L205 220V219H208V218H205L204 216H199L198 218H200V219H197L196 220V218H197V215H199L200 213L202 214V215H205L204 213H207L208 211H209V207L208 206H205V205H202L203 204V202L199 205H197V204H195V202H194V205H195V209L198 211V212H200V213H198L197 215H196V217H195V215H192L193 213H195L196 211L194 210V212H192L193 211V207L191 208L192 210H191V212H192V214L191 213H189V215L188 214H186L185 213V215L186 216H184L185 218H187V217H189V218H191L190 217V215H192V218H195L194 220L193 219H191V221H185L186 219L184 218V217H182L183 219H185L184 221L182 220V218H179V219H177V218H172V219H170L169 217H170V213H171V215H172V212L171 211H168V209H164V208H166V207H164V206H161L162 204L163 205H165V204H169V203H162V201L160 200V202L158 203ZM169 201V200H168ZM171 201V200H170ZM179 201V200H178ZM222 201V202H223ZM225 201V202H226ZM240 201H242V203L245 201V203H248V200L246 199V200H242V197L240 198ZM247 201V202H246ZM253 201V200H252ZM258 201H261V200H258ZM256 202V201H254L255 202V204H252V205H255V207L256 208H254V207H252L251 209L253 210L254 209V211L256 212V215H254V216H252L253 218H255V219H257L256 221L257 222H259L260 223V219H262V220H264V206L263 205H261V203H263V202ZM28 202V201H27ZM37 202V201H36ZM35 202V203H36ZM46 202V201H45ZM49 202H50V200L47 202L48 204H49ZM94 202V201H93ZM102 202V201H101ZM104 202V201H103ZM128 203H129V201H127ZM177 202V201H176ZM216 202H221V201H216ZM222 202H221V204H222ZM225 202H223V203H225ZM235 202H236V200H235ZM253 202V203H254ZM2 203V202H1ZM24 203V202H23ZM35 203H34V201H33V203L31 202V204H33L32 206L35 208ZM42 203H44V201L42 200ZM46 203V204H47ZM53 203V202H52ZM51 202H50V204H52ZM65 203H67V205L65 204ZM81 203H85L84 201H81ZM119 202H117V204H118ZM122 203L121 204H119L120 206H122ZM141 203H142V200H141ZM152 203H154V202H152ZM175 203V202H174ZM192 203V202H191ZM197 203V202H196ZM207 203V202H206ZM231 203V202H230ZM226 204L225 203V205H226V207H228V205H229V207L231 208L233 205V209L231 208L230 210H235V207H237L238 206V204L237 203H239L238 201L236 202V204H237V206H235V204H233V203H231V204ZM241 203V202H240ZM239 203V204H240ZM241 203V205H239L238 206V209H240V215L242 216L243 215V218H241V216H240V218L241 219H243V220H245V222L246 221H250L248 218H252V217H250V215L249 214H252L251 212V209H242V208H240L241 206H243V204ZM260 203V204H259ZM30 203H28V205H29ZM37 204V203H36ZM41 204V203H40ZM45 204V205H46ZM49 204V205H50ZM63 204H65V205H63ZM80 203H78L77 204V210H78V205H79ZM91 204H93L92 202H91ZM99 204V203H98ZM98 204H93V205H98ZM117 204H115V206L117 205ZM127 204V203H126ZM125 204V205H126ZM130 204V203H129ZM131 204V205H132ZM135 204H137V203H135ZM189 204V203H188ZM205 204V203H204ZM209 204H212V202L211 203H209ZM217 204V203H216ZM264 204V203H263ZM11 205V204H10ZM27 205V206H28ZM35 205V206H34ZM43 205V204H42ZM53 205V207L55 206V204L53 203L52 204ZM70 205H72V204H70ZM80 205H82V204H80ZM84 205V204H83ZM224 205V204H223ZM261 205V206H260ZM24 206V205H23ZM51 206V205H50ZM58 206H57V208H58ZM87 206H89V205H87ZM91 206V205H90ZM111 206V205H110ZM113 206H114V204H113ZM112 206V207H113ZM114 206V207H115ZM134 206V205H133ZM168 206H170V205H168ZM176 207H177V205H175ZM212 206V205H211ZM247 206V205H246ZM5 207V206H4ZM30 207V206H29ZM33 207L31 208V209H33ZM40 207V206H39ZM39 207H38V209H39ZM43 206H41V208H42ZM52 207V206H51ZM51 207H50V209H51ZM70 207H72V206H69V208H68V210L69 209H71ZM74 207V206H73ZM72 207V208H73ZM124 207V206H123ZM128 207V206H127ZM163 207V208H162ZM174 207V206H173ZM222 207H224V206H222ZM228 207V208H229ZM243 207H245V206H243ZM249 206H247V208H248ZM1 208V207H0ZM3 208V207H2ZM6 208H7V206H6ZM10 208V207H9ZM45 208H47V207H45ZM60 208V207H59ZM76 208H74L75 210H76ZM87 208V207H86ZM89 208L91 209V210H89ZM88 208V210L90 211V212H92V215L93 214H96V215H94L96 218L98 217V213H96V210H95V212H94V208H93V206L92 207H89ZM134 208H136V209H134ZM184 209L185 208H187L188 209V207L187 206H185V207H183ZM211 208V207H210ZM225 208V207H224ZM22 209H23V207H22ZM36 209H37V207H36ZM34 210L35 212L37 211V210ZM44 209V208H43ZM43 209H41V210H43ZM49 209V210H50ZM63 209H65V208H63ZM122 209V208H121ZM124 209V210H125ZM172 208L170 207V210H171ZM174 209V208H173ZM182 209V208H181ZM187 209H185V210H187ZM220 209V208H219ZM218 209V210H219ZM222 209V208H221ZM227 208H225V210H226ZM74 210V212L77 214V211H75ZM79 210H80V208H79ZM78 210V211H79ZM98 210V209H97ZM183 210V209H182ZM214 210V209H213ZM5 211V210H4ZM14 211V210H13ZM15 211H16V209H15ZM33 211V210H32ZM31 212L30 213V216H29V218L27 219V218H23L22 216H21V219H19V221L18 220H14V221H12V222H10L9 223V218L10 217H8V219H6V218H0V264H104V263H106V262H103V260H104V257L107 255L108 256V254H109V251H107V249L106 250H104L103 248H105V247H110L111 245H110V243L112 242V240H113V243L114 242H116V241H118V240H114V238L112 237V238H110V241H108L106 238H105V243H107V244H103L102 243V240H101V242H99V243H102L101 245H99V243H98V245H96V249H97V251H99V255L100 254H105L106 253V255L104 256V255H100V256H98L97 257V259L96 258H94V257H96L95 255L97 254L98 255V253L96 252V254H94L93 252L91 253V254H88V253H86V252H84L85 250H92V245H94V244H91V242H94V240L96 239V241H97V236L101 239V237H103L102 236V233H104L105 231L104 230H106V229H104L103 227V231H102V233L101 232H98V231H101V230H99L98 229V231L96 230L95 232H98L99 233V235H100V233H101V235L99 236V235H96L95 236V238L93 237V231L91 232V234H89V236L88 237H90V236H92V237H90V238H92V239H87V233L89 232L88 231V229L90 230V226H89V228L87 229V231L88 232H85L86 233V237H85V239H83L82 241L81 240H79L80 242V244L83 246V247H81V251H83V253H81L80 252V249H79V252L80 253H75V254H70V256H68L67 254H65V252L66 251H72V250H76V248L77 247H75V249L73 248L74 246V244L75 243H73V245H72V243H69L70 242V239H71V237L69 236V232H70V234H71V230L73 229V228H75V227H73L72 228V224H70L71 226H65V228L66 227H71L72 229L71 230H69V229H66V234L68 233V236L69 237H67L66 238V234L64 235V233H65V231L63 232V228H64V226L63 227H61V225L60 224H58V223H60V222H54V221H58V217H57V212H48L47 213V211H43L44 213L43 214H45L46 213V215H45V217H43L42 215V217H43V220L41 219L42 217L41 216H38L37 214H34L35 212ZM70 211H73V209L72 210H70ZM70 211H68L69 213H70ZM85 211V210H84ZM88 211V215H89V212ZM98 211H100L99 213H101L100 215H99V218H100V216H101V218H102V212H101V208H99V210ZM174 211V210H173ZM184 211V210H183ZM183 211L182 212H180V210H179V212L180 213H183ZM2 212V211H1ZM7 212V211H6ZM17 212V211H16ZM24 212H25V210H24ZM27 212V211H26ZM81 213H82V211H80ZM80 212H79V214H80ZM120 212V211H119ZM126 212V211H125ZM179 212H177V214H180ZM189 212H190V209H189ZM216 212V211H215ZM221 212H223L222 210H221ZM227 212H229L228 210H227ZM250 212V213H249ZM12 213V212H11ZM10 213V214H11ZM28 213V212H27ZM37 213V212H36ZM41 213V211L38 213V214H40ZM54 213V214H53ZM60 213V212H59ZM58 213V214H59ZM73 213V212H72ZM120 213H122V212H120ZM119 213V214H120ZM127 213V212H126ZM126 213L125 214H123V215H126ZM188 213V212H187ZM218 213V212H217ZM234 213H237L238 214V212L235 210L234 211ZM5 214V213H4ZM15 214V213H14ZM112 214H114V213H112ZM118 214V215H119ZM174 214H176V213H174ZM215 214V213H214ZM65 215H67V214H65ZM64 215V216H65ZM103 215H105V216H107L105 213L103 214ZM212 215H213V213H212ZM221 215V214H220ZM232 215V214H231ZM245 215V216H244ZM249 215V216H248ZM28 216V215H27ZM61 216V215H60ZM59 216V218H62V216L60 217ZM71 216V215H70ZM73 216V215H72ZM79 216H81V217H83V214H81V215H79ZM78 216V217H79ZM87 216V215H86ZM114 216H117V215H115L114 214ZM127 216V215H126ZM206 216H210V215H206ZM217 216H219V215H217ZM258 216V217H257ZM2 217H4V215H2ZM13 217V216H12ZM25 217H26V213H25ZM33 217H35V218H33ZM66 217V216H65ZM69 217V216H68ZM68 217H67V219H68ZM92 217V216H91ZM90 217V218H91ZM120 217V216H119ZM173 217H176L175 215H173ZM205 219H204V218ZM214 217H216L215 215H214ZM223 217V216H222ZM222 217H221V219H222ZM226 217H227V215H226ZM229 217V216H228ZM233 217V216H232ZM232 217H230V218H232ZM239 217V216H238ZM257 217V218H256ZM86 218V217H85ZM87 218H88V220H90L89 219V216H87ZM213 218V217H212ZM223 218H225V217H223ZM235 218V217H234ZM63 219V218H62ZM66 218H65V221L67 220ZM69 219H70V217H69ZM68 219V220H69ZM73 219H75V218H73ZM117 219V218H116ZM201 219H204L203 221L201 220ZM210 219V218H209ZM216 219H217V217H216ZM218 219H220V217L218 218ZM221 219H220V221L219 222H221ZM227 219V218H226ZM225 219V220H226ZM20 220H23V224L24 223H26V222H29V225L26 223V226L22 229L21 228V226H19V222H21ZM72 220V218L70 219V223L73 221H71ZM76 220H78V218L76 219ZM115 220V219H114ZM122 220V219H121ZM126 220V219H125ZM124 220V221H125ZM187 220H189V219H187ZM211 220H210V222H211ZM233 220V219H232ZM236 220H237V218H236ZM254 220V219H253ZM59 221H61V220H59ZM75 221V220H74ZM83 221V220H82ZM84 221H85V219H84ZM118 221V220H117ZM157 221V220H156ZM160 221V220H159ZM205 221H207V220H205ZM218 221V220H217ZM217 221H215V222H217ZM229 221V220H228ZM238 221V220H237ZM237 221H235V222H237ZM61 222H63V221H61ZM67 222V221H66ZM98 222V221H97ZM226 222V221H225ZM234 222V223H235ZM245 222H243V224L245 225ZM55 223H56V225H55ZM65 223V222H64ZM73 223V222H72ZM75 223V222H74ZM85 223H88V222H85ZM124 223V222H123ZM125 223H126V221H125ZM127 223H128V219H127ZM126 223V224H127ZM146 223H143V224H145L146 225ZM161 223V222H160ZM238 223V222H237ZM10 224L12 225V228H17V227H19L21 230H22V233L24 232L25 234V238H24V240L23 241H19L18 239L20 238V237H18V239H17V237L16 236H14V235H12V233L10 234L9 232H8V230L10 229ZM21 224V223H20ZM69 224V223H68ZM77 224H80V220H79V223H77ZM81 224H82V222H81ZM94 224V223H93ZM92 224V227L93 226H95L96 225V222H95V224L93 225ZM101 223L99 222V224L98 225H100ZM104 223H102V225H103ZM121 224V223H120ZM132 224H130L131 226H132ZM151 224V223H150ZM157 224H159V223H157ZM156 224V225H157ZM207 224H209V223H207ZM219 224V223H218ZM225 224H227L228 225V223H225ZM233 224V223H232ZM248 224H250V223H248ZM22 225V224H21ZM29 227H28V226ZM44 225H46V227H50V230L53 232V234L55 235V239H54V241H53V235H52V241L50 240L49 242L51 243H54L55 244V242L57 243V244H53V245H50L49 246V244L47 243H45L44 241V243H45V246L46 245H48L46 248L44 247V245H37L38 244V239H37V235H39V234H42V233H40L41 232V230H42V228L44 227ZM59 225V226H58ZM89 224H87V226H88ZM101 225V226H102ZM105 225V224H104ZM216 225V224H215ZM230 225H231V223H230ZM260 225V224H259ZM57 226V228H55ZM81 226H84V225H81ZM101 226H100V228H101ZM127 227H128V225H126ZM147 227H148V224L146 225ZM160 226H161V224H160ZM160 226H158L159 228H161ZM198 226V227H197ZM208 226H210V225H208ZM248 225H246V227H244L243 228V232L241 231V233H240V235H238V237H243L241 240H240V242H238L239 244H236V243H233L232 242V238H231V241L230 240H228L229 241V243L230 242H232L233 244H236V245H238V248H241V249H243V246L245 247L247 244L249 245V243L250 242H248L247 241V237L249 238V236L248 235H250V234H252V231H249V229H250V227H247ZM263 226V225H262ZM46 227H44V228H46ZM77 228L76 229H79V227H78V225L76 226ZM85 227H86V225H85ZM85 227H80V228H85ZM112 227V226H111ZM122 227H124V225L122 226ZM141 227V226H140ZM146 227V228H147ZM151 227H152V225H151ZM163 227V226H162ZM219 228H221V227H223L222 226V224L221 225H219L218 226ZM241 227H243V225H241ZM240 227V228H241ZM264 227V226H263ZM25 228H26V232L24 231L25 230ZM27 228H30V229H28V231H27ZM107 228H109V226H107ZM136 228V227H135ZM145 228V227H144ZM148 228H150V227H148ZM147 228V229H148ZM169 228V227H168ZM215 228H217V226L215 227ZM219 228H217V229H219ZM234 228V227H233ZM262 227H260V229H261ZM76 229H74V231L76 230ZM86 229V228H85ZM129 229V228H128ZM141 229V228H140ZM165 229H167V228H165ZM202 229V230H201ZM216 229V230H217ZM222 229V228H221ZM246 229H248V231L249 232H246ZM110 230V229H109ZM108 229L106 230L107 232L109 231ZM124 230V229H123ZM160 230H162V228L160 229ZM163 230H164V228H163ZM205 230H207V231H205ZM214 230V231H213ZM224 230V229H223ZM231 230V228H229V231ZM240 229H238L237 231H239ZM263 231V233L262 234H264V228L262 229ZM43 231H45V230H43ZM42 231V232H43ZM47 231H48V229H47ZM83 231V230H82ZM115 231V230H114ZM114 231H112V232H114ZM117 231V230H116ZM126 231V230H125ZM136 231V230H135ZM141 231V230H140ZM154 231H156V230H154ZM165 231V230H164ZM163 231V232H164ZM171 231H170V233H171ZM196 231V232H195ZM228 231V232H229ZM232 231V230H231ZM261 231V230H260ZM13 232V231H12ZM78 232V230L75 232V233H77ZM123 232V231H122ZM129 232V231H128ZM134 232V231H133ZM141 232H143V231H141ZM162 232V233H163ZM212 232H210L209 234H213ZM246 232V233H245ZM21 233V232H20ZM74 233V232H73ZM117 233V232H116ZM124 233V232H123ZM130 233V232H129ZM144 233V232H143ZM150 233V232H149ZM147 234V236L149 235L150 236V243H152V245H153V242H152V237H151V234H153L152 233V231H151V233L150 234ZM156 233H157V231H156ZM169 233V234H170ZM173 233H171V235L173 234ZM206 233V234H205ZM223 233V232H222ZM229 233H231V232H229ZM234 233V232H233ZM243 233L244 234H246V235H243ZM250 233V234H249ZM260 233V232H259ZM19 234V233H18ZM82 234V233H81ZM95 234V233H94ZM120 234V233H119ZM165 234H166V231H165ZM167 234H168V232H167ZM167 234L166 235H164V237L165 238H167ZM183 234V235H182ZM185 234V235H184ZM243 236H242V235ZM248 234V235H247ZM9 235H12L11 237H9ZM20 235V234H19ZM21 235H23V234H21ZM43 235V234H42ZM74 234H72V236H73ZM83 235V234H82ZM112 235H114V234H110L109 236H112ZM158 235H159V233H158ZM161 235V234H160ZM175 235V234H174ZM173 235V236H174ZM192 235V236H191ZM204 235L202 236V237H204ZM224 235V233L221 235V236H223ZM233 235H235V233L233 234ZM233 235H229L230 237L231 236H233ZM34 236H35V238H34ZM76 235H74V237H75ZM84 236V235H83ZM108 236V235H107ZM128 236V235H127ZM170 236V235H169ZM168 236V237H169ZM177 236V235H176ZM179 236V235H178ZM220 236V235H219ZM220 236V237H221ZM228 236V235H227ZM226 236V237H227ZM245 236V237H244ZM262 236V235H261ZM24 237V236H23ZM23 237H21V238H23ZM79 237H80V235H79ZM116 237V236H115ZM124 237L125 236H123V240H124ZM159 237V236H158ZM195 237V238H194ZM202 237L200 238L201 239V241L205 244V240H202ZM208 237H210V236H208ZM215 237V236H214ZM213 237V238H214ZM220 237H219V239H220ZM237 237V236H236ZM20 238V239H21ZM40 238H42V236H40ZM94 238V239H93ZM108 238V239H109ZM137 238V237H136ZM149 238V237H148ZM152 238V239H151ZM164 238V239H165ZM171 239H173L172 237H170ZM188 238V239H189ZM263 239H264V237H262ZM33 239H37V240H33ZM78 239L79 238H77V241H78ZM103 239H104V237H103ZM126 239V238H125ZM133 239V238H132ZM159 239V238H158ZM162 240V241H166V239L165 240ZM178 239H179V237H178ZM177 239V240H178ZM181 239H180V241H181ZM211 239V238H210ZM240 239V238H239ZM41 240V239H40ZM43 240V239H42ZM45 240V239H44ZM74 240V239H73ZM93 240V241H92ZM128 240V239H127ZM127 240H125L126 242H127ZM169 240V244H170V239H167V241ZM176 240V241H177ZM190 240V239H189ZM214 240V239H213ZM237 240H238V238H237ZM237 240H234V242H237ZM261 239H259V240H257L258 242V244L257 245H259V241H260ZM100 241V240H99ZM109 242V244H108V242ZM154 242H155V239L153 240ZM174 241V243H172ZM175 240H172V242H171V244H175V242H176ZM190 241H192V240H190ZM198 241H200L199 239L197 240L196 239V245L198 244L197 242ZM208 241V240H207ZM206 241V242H207ZM215 241V240H214ZM220 241V240H219ZM226 242V240H223V242ZM41 242V241H40ZM46 242H47V239H46ZM104 242V241H103ZM119 242V241H118ZM133 242H134V240H133ZM136 242H138V241H136ZM142 242H143V240H142ZM183 242V243H184ZM188 242V241H187ZM202 242H200L201 243V246H200V243L197 245L198 247L200 246V248H197V249H201V251L199 250H197V252H196V254H198L197 256L194 254L195 252H192V251H194V249L197 247H195V248H191L190 246H192V242H191V244H190V246H188L189 248H187V250H186V252H185V250H183V248L181 249L179 246H178V248H180V249H177V250H180V252H184L183 254H187L188 256H189V253L187 252L188 251V249L191 251L192 249V251L190 252V253H193L194 255H195V259L193 258V260H196V257L198 258V256H200L201 258H202V262L201 263H205V264H208V263H206L208 260H212L211 258H209V259H205L204 261H203V257L205 256L204 254H202L203 253V251L205 252V251H207L208 250V252L210 251L212 254H213V252L211 251L212 249H213V246H211L210 248L211 249H205V245L203 244L202 245ZM117 243V242H116ZM131 243V242H130ZM139 243H141L140 241H139ZM165 243H168V242H165ZM177 245H182V242L180 243V242H178L177 241ZM211 242H209V244H210ZM213 243H215V242H213ZM216 243H220V242H217L216 241ZM227 243V242H226ZM264 240L261 242V245L259 246V248L258 247H256L255 248V250H254V253L256 254V255H260V257L261 256H264ZM97 244V243H96ZM133 244V243H132ZM141 244H143V243H141ZM218 244H215L216 245V247H217V245ZM222 245L224 244V243H221ZM220 244V245H221ZM231 244V243H230ZM233 244H231V245H233ZM253 244H255L254 242H253ZM263 244V245H262ZM76 245H78L79 246V244H77L76 243ZM80 245V246H81ZM103 245V246H102ZM106 245H108V246H106ZM110 245V246H109ZM119 246H120V243L118 244ZM123 245V244H122ZM125 245V244H124ZM134 245H136V244H133V246ZM152 245H148V247L149 246H152ZM157 245V244H156ZM162 245H164L163 243H162ZM168 245V244H167ZM188 245V243H186V245H184V246H187ZM208 245V244H207ZM225 246H226V244H224ZM228 246H229V244H227ZM230 245V246H231ZM72 246V247H71ZM79 246V247H80ZM113 247H112V249L114 250V245H112ZM142 246V245H141ZM144 246H145V244H144ZM153 246H155V245H153ZM171 246V245H170ZM175 246H176V244H175ZM183 246V245H182ZM225 246H224V248H225ZM78 247V248H79ZM126 247V246H125ZM124 247V248H125ZM156 247V246H155ZM158 247H160V246H158ZM166 247V246H165ZM261 247V248H260ZM138 248V247H137ZM160 248H162V251H164L162 254L164 255L165 254V257L167 256L168 258H169V256L170 255H172V254H174V253H172V252H174V251H172V252H170L171 250H169L168 249V252L167 253H165V249H163L164 247H160ZM159 248V249H160ZM172 247H170V249H171ZM191 248V249H190ZM203 248H204V250H203ZM215 248V247H214ZM221 248H222V246H221ZM221 248H219V249H221ZM227 246H226V249L225 250H227ZM232 248H234V246L233 247H230L229 249H230V251H231V249ZM236 248V247H235ZM85 249V250H84ZM110 249H111V247H110ZM125 249H128V247L127 248H125ZM124 249V250H125ZM174 249V247L172 248V250ZM186 249V248H185ZM216 249V248H215ZM215 249L213 250V251H215ZM240 249V250H241ZM95 250V249H94ZM112 250V251H113ZM117 251H116V253H118L119 255H120V257H121V253H119L120 251L118 250V249H116ZM123 250V251H124ZM129 250H130V248L128 249V250H126V251H128V253H129ZM146 250H148V249H146ZM156 250V249H155ZM154 250V251H155ZM174 250H176V249H174ZM196 250V249H195ZM225 250L223 251V250H221V251H223V252H225ZM251 250V249H250ZM76 251H78V250H76ZM102 251H104V252H102ZM111 251V252H112ZM126 251H124V252H126ZM144 251V250H143ZM153 251V250H152ZM161 251V252H162ZM241 251H243L242 252V254L243 253H245L244 251L245 250H241ZM253 251V250H252ZM114 252H115V250H114ZM113 252V253H114ZM131 252V251H130ZM134 252V251H133ZM132 252V253H133ZM138 252V251H137ZM146 252V251H145ZM177 252V251H176ZM179 252V253H180ZM200 252V253H199ZM202 252V253H201ZM207 252V254H208V257L210 256V252L208 253ZM220 252V251H219ZM223 252H222V256H225L226 254L227 255H230V253H228L227 251L223 254ZM235 252H236V250H235ZM234 252V253H235ZM246 254H248V251L246 250ZM251 252V251H250ZM168 253H171V254H168ZM178 253V254H179ZM216 253V252H215ZM214 253V254H215ZM221 253V252H220ZM79 254V255H78ZM131 254V253H130ZM135 254V253H134ZM155 254V253H154ZM167 254V255H166ZM192 254V255H193ZM199 254H202V255H204L203 257L201 256V255H199ZM213 254V255H214ZM232 254L233 253H231V257H232ZM236 255L237 254H240V252L239 253H235ZM234 254V255H235ZM246 254H243V255H241V257L243 258V259H241V257L239 256V258L240 259H237V260H240V261H242L240 264H246V262L247 261H244V260H247V256H246V259L244 258L245 256L244 255H246ZM250 254V253H249ZM255 254H252V252H251V255H255ZM110 255V254H109ZM113 255V254H112ZM115 255V254H114ZM124 255H126V254H124ZM124 255H122V257L124 256ZM186 255V256H187ZM191 255V256H192ZM227 255H226V262H223L222 260H220L219 259V257H220V255H218V257L216 258L218 261H221L223 264H228V263H231L234 259H236V255H235V258H229V259H233L231 262H229L230 260L227 258ZM250 255V257L251 258H248V260L249 259H251L250 261H249V264L252 262V260L253 259H256L255 261L256 262H252L253 264L255 263H257L258 261H259V259H258V261H257V258H253L252 259V256ZM104 256V257H103ZM106 256V257H107ZM128 256V255H127ZM146 256V255H145ZM153 256H155V255H153ZM162 256V255H161ZM190 256V257H191ZM215 256V255H214ZM221 256V257H222ZM244 256V257H243ZM100 257V258H99ZM109 257V256H108ZM114 257V256H113ZM116 257V256H115ZM119 257V258H120ZM137 257H138V255H137ZM159 257V256H158ZM171 257V256H170ZM183 257V256H182ZM179 258V260L176 258V262H178V261H180V259H183V258ZM206 257H207V255H206ZM205 257V258H206ZM234 257V256H233ZM237 257H238V255H237ZM101 258H103V260L101 259ZM118 258V259H119ZM132 258V257H131ZM136 258V257H135ZM156 258V257H155ZM159 258H161V257H159ZM262 258H264V257H262ZM107 259V258H106ZM126 259H128V258H126ZM141 259H144V258H142L141 257ZM157 259V258H156ZM156 259H154L155 261H156ZM170 259V258H169ZM185 259V258H184ZM199 260H198V262H199V264H200V258H198ZM223 259V258H222ZM110 260H112V259H110ZM131 260V259H130ZM134 260V259H133ZM145 261H146V259H144ZM150 260H152V259H150ZM175 260V259H174ZM189 260V259H188ZM187 260V261H188ZM207 260V261H206ZM216 260V261H217ZM228 260V261H227ZM237 260H235L236 261V263H238L239 261H237ZM122 261V260H121ZM134 261H137V260H134ZM144 261V262H145ZM155 261H154V263H155ZM158 261V260H157ZM160 261H161V259H160ZM169 261V260H168ZM170 261H172V259L170 260ZM169 261V262H170ZM186 261V262H187ZM109 262V261H108ZM107 262V263H108ZM127 262L128 261H122V263L121 264H127ZM138 262V261H137ZM137 262H136V264H137ZM142 263H143V261H141ZM153 262V261H152ZM159 262V261H158ZM158 262L156 263V264H158ZM162 262V261H161ZM181 262V261H180ZM179 262V264H181ZM192 262V261H191ZM190 262V263H191ZM210 262H213L214 263V261H210ZM221 262L220 263H218V264H221ZM244 262V263H243ZM139 263H140V261H139ZM138 263V264H139ZM149 263H151V261L149 262ZM153 263V264H154ZM171 263V262H170ZM169 263V264H170ZM203 263V264H204ZM216 263V262H215ZM236 263H233V264H236ZM251 263V264H252ZM110 264V263H109ZM113 264V263H112ZM116 264H118V263H116ZM131 264V263H130ZM132 264H133V262H132ZM141 264V263H140ZM145 264H148V262L147 263H145ZM166 264H168L167 262H166ZM176 264V263H175ZM192 264V263H191ZM198 264V263H197ZM212 264V263H211ZM258 264V263H257ZM261 264V263H260Z\"/></svg>", "mask_w": 264, "mask_h": 264}, {"label": "rangeland", "instance_id": "374dc122", "mask_svg": "<svg viewBox=\"0 0 264 264\" xmlns=\"http://www.w3.org/2000/svg\"><path fill=\"white\" fill-rule=\"evenodd\" d=\"M95 1H97V2H95ZM98 1H99V3H104V6H100L99 5V3H98ZM102 1V2H101ZM104 1H106V2H104ZM108 1V2H107ZM114 0H94L93 2L97 5V6H99V8L100 9H104L105 11H108L109 12V15H111L110 16V18L114 15V17H113V19L116 17V13L118 12V14H117V17H116V19H114L115 21H117L120 17H122V15H123V13H124V16L125 17H127L128 19H130V18H133L135 15H136V11H139L140 10V4H139V6H138V4H137V0H132V3L131 2H129V0H127V1H125V0H123L122 2L120 1V0H115V2H113ZM131 1V0H130ZM110 2H111V4H110ZM118 2H121V3H118ZM106 3V4H105ZM109 3V4H108ZM116 3H118V4H120L119 5V7H116V6H113V7H116V9H114L113 8V10L114 11H112V8H111V6L112 5H117ZM127 3V4H126ZM129 3V4H128ZM103 5V4H102ZM121 5H125L126 7L128 6V5H132L131 7L133 8V10H131V8H130V6H128L129 7V10L127 11V9H128V7H127V9H126V13L125 12H123V13H120L119 14V12H121V10H123V8L125 7H123V8H121V10L120 11H118V8H120L121 7ZM134 6V7H133ZM104 7V8H103ZM125 7V8H126ZM107 8H109V9H107ZM136 8V9H135ZM111 9V10H110ZM134 10H135V12H134ZM111 11L112 12H115V13H111ZM125 11V10H124ZM131 11V12H130ZM130 13H134L133 15H130ZM123 18V17H122ZM57 24L58 23H56L55 25H54V27H52V29H51V31H52V33H48V35H46V38H47V43L49 44L48 45V47L47 48H44L43 49V52H41L40 53V57L38 56V57H35V58H32L31 56H28L29 57V59H28V57H27V55H28V52L31 50V49H36V47L38 46V44H39V42H40V36L39 35H41L40 34V32L38 31V28H36V30H35V35H36V37L34 36V37H32V39H31V41L29 42V44H31V46L29 45V47H28V51H25L24 52V54H23V52H21V56L19 57V58H17L16 56H15V53H8L7 55H8V58H10L11 59V61L13 62V65L17 68L18 66V69L20 68V69H23V71L25 70H28V69H30V67H32L29 71H31V72H29L30 74L31 73H37V75L39 74H41L40 76L38 75H36V73L34 74H32L33 76H26V77H28L29 79L31 78H33V80H35V81H37L38 82V84L41 82V86H42V84H43V86L45 87V86H47V87H45V92H49V93H51V91H52V93H53V91L55 92V93H57L56 91H58V93L57 94H63L64 96H65V98H66V95H67V92L69 93V96H70V94H71V97H69V96H67L68 98H66V100H70L69 98H71L74 102V104L76 105H73V109H71V101H70V103L68 102V101H66L65 100V98H64V96L62 97V98H64V100L60 97V95L58 96L57 94H55V97H60V98H58V99H60V101L58 102H54L55 104L53 105L52 103V105H51V107L50 108H48L49 109V112L51 113V114H56V113H54L53 111H55V110H58V105H59V103L61 104V103H63L64 104V109H65V111H67V113L69 114H67L68 115V117H65L63 120H64V122H72L71 121V119H73V124L76 126H74L75 128H77V129H81V127H80V125H82V128H88L89 129V133H90V137L92 136L93 137V135L95 136V138H92L91 137V140H93V142H91L90 143V140L89 141H87L86 143H88V144H86L85 142H83V144L86 146V147H88L87 149H85L84 148V150H83V147H84V145L82 144V146H81V150H82V152H79V149L77 148V149H75L76 148V141H74L73 140V138L72 137H68L67 139L68 140H66L67 141V143L65 144V147H66V145L67 144H69V145H67V147L66 148H68V146H69V148L68 149H73L75 152L78 150V152H76L74 155H73V160L71 159V158H68V154H67V151L65 150V151H59V153H58V151H56V150H54V149H52V147L50 146V144H48V143H42V142H39V141H37V140H35V139H33L32 138V136H30V135H27V136H23V137H21V138H19V139H16L15 138V132H12V133H9V134H5L6 136H3L4 138L6 137V138H9V139H11L12 140V142L9 140V142H8V144H9V146H11V147H8L9 149H15V150H13L14 151V153L13 154H8V155H12V157H8V155L6 156V154H4V153H0V180H2V181H0V218H6L7 216L8 217H10L9 218V223L10 222H12V221H14L15 219L16 220H18L19 221V219H21V216L25 219V218H29V216H30V213L31 212H33L35 209H36V207H37V213L35 212L34 214H37L38 216H41L45 211H47V213L50 211V212H57V217H58V221L56 220V221H54V222H60V223H58V224H60L61 225V227H63L64 225L66 226H71L70 224H72V228L73 227H75V228H71V227H66L65 228V226H64V228H63V232L65 231V233H64V235L66 234V229H69V230H71V234H70V232H69V236L71 237V239H70V242L69 243H72V245H73V243H75L73 246V248L75 249V247H77L76 248V250H78V251H76V250H72V251H66L65 252V254H67L68 256H70V254L72 255V254H77V253H83V251H81V247H83L79 242V240H83V239H85V237L87 236V239H92V238H90V237H92V236H90V237H88L89 236V234H91V232L93 233V237L95 238V236L96 235H99V233L98 232H101L102 233V231H103V228L104 229H110L108 232L106 231V230H104L105 232L104 233H102V236L104 237V239H103V237H101V239L97 236V241H96V239L94 240V242H91V244H94V245H92V250L90 251V250H85L84 252H86V253H88V254H91L93 251V253L94 254H96V252L98 253V255L96 254L95 256L96 257H94V258H96L97 259V257L98 256H100V255H106V253L105 254H100L99 255V251H97V247L99 246V245H101L102 243L104 244L106 241H105V238L108 240V241H110V238H114V240H118V241H116V242H114L113 243V240H112V242L110 243V245L112 244V245H114V250H115V252H114V250L112 249V245L110 246L111 247V249H110V247L108 248V247H105V248H103L104 250H106L107 249V251H109V254H108V256L106 257H104V260H103V258H101L102 260H103V262H106V263H104V264H116V263H118V264H121L122 263V261H128L127 262V264H132V262H133V264H136V262H137V264L139 263V261H140V263L141 264H145V263H147L148 262V264H153L154 263V259H156V261H155V263L154 264H156L158 261V264H166V262L169 264L170 262V264H179V262L181 263V264H199V262H198V258H200L201 260H200V264H203V263H201L202 262V258L200 257V256H198V258L196 257V260H193V258L195 259V255L197 256L198 254H196V252H197V250L199 251H201V249H197V248H200V246H201V243L200 242H202L201 241V237L204 235H201L202 233H204L203 231L201 232L200 231V229H198V230H196V231H199V233H201V234H198V236L200 237H197V232L196 233H193V235L196 237H194L195 238V244H194V240H193V236L191 237V238H189V236L188 235H185L184 236V238L187 236V238L185 239V242L183 241L184 239H181L182 237L180 236L181 235V233H179L178 232V234H176L177 232L176 231H174V233H173V231H171V227L170 226H164V221L162 222V220L161 219H151V220H148V222L146 223V221L144 222L143 221V223H146V225L148 224V227H150V228H148L145 224H140L139 226L138 225H135V226H133V224L131 223L132 222V220H130L129 218H128V211L129 210H126V209H130L129 207H131V208H133V207H136L137 209L138 208H140V207H142L143 205H148V204H150V205H153V204H155L156 205V203H157V201H158V198H159V201H158V203L160 202V200L162 201V203H169L168 205H170V206H168L167 204H165V205H161V206H164V207H166V208H164V209H168V211H171L172 212V215H171V213H170V219H174V218H177V219H179V218H182V217H184V216H186L185 215V213L186 214H188L189 215V213H191L192 214V212H194V210L196 211L195 213H193L192 215H197L198 213H200V212H198L196 209H195V205H194V202H195V204H199L200 202L202 203L203 202V204L202 205H205V206H208L209 207V211L207 212V213H204L205 215H202L201 213L199 214V215H197V218H196V220L197 219H200V218H198L199 216H204L205 218H208V219H205L204 217V219L205 220H207V221H205L204 219H201L202 221H203V225L205 226V228H206V226L208 227V228H210L211 227V223H212V220H213V222L216 224H214V228L213 229H215V231L214 232H212V231H210L211 230V228L210 229H207V230H205V231H207L208 233V235H204V237H202V240H205V244L202 242V245L204 244L206 247H205V249L207 248H209V249H211L210 247L211 246H213V249L211 250L212 252H213V254L215 255H213L210 251V256L208 257V254H207V252H208V250L207 251H203V253L202 254H204V255H202V254H199V255H201L202 257H203V261L205 260V259H209V258H211L212 260H206L207 262L206 263H208V264H218V263H220L221 261H218L219 259L220 260H224L223 262H226V251L228 252V253H233L232 254V257H231V253H230V255H227V258L229 259V258H235V253L237 252V253H239L240 252V254L241 255H243V254H246L247 252H246V250L248 251V254H246V255H244L243 257L246 259V256H247V260H244V261H247L246 262V264H249V261L251 260V259H249L248 260V258H251L250 257V255H251V252H252V254H255L254 253V250H255V248L256 247H258L259 248V246L261 245V242L264 240L262 237H264V234H262L263 232V226H264V220H262V219H260V223L259 222H257L256 220L257 219H255V218H253L252 216H254V215H256V212L254 211V209L252 210L251 208L252 207H254V208H256L255 207V202L254 201H258V200H261V201H258V202H263L264 203V199H262L263 197L262 196H264V193L262 194H260L257 190V193H259V194H256L255 195V193L253 194V198H249L250 197V195H251V197H252V194H251V189H252V192H254L255 191V187H257V189L258 188H260V191H261V189L262 188H264V177H263V173H264V170H262V168L264 167L263 165H264V158L262 159V161L260 160L259 161V159H261L262 158V153L261 152H259L260 150H255L253 147L251 148V146H250V144H248L247 146L245 145H241L242 144V142H245L246 143V141H245V137H244V135H242V134H238V132L236 131V133L240 136H243V137H240V138H238V136L237 135H235V133H233V134H226L225 136H224V140H223V138H218L219 140H220V142L221 143H225V144H222V146H220L221 144H220V142H219V140L217 141V138H214L213 137V139H212V136H210L209 135V133H208V131L206 130V132L203 130L202 131V133H204V134H202L201 135V133L198 131V130H200L199 128H198V126H197V124H194V122H192L193 123V125H192V123L190 122V120L188 121V120H186L185 121V123L184 124H182L183 125V127H179V126H181V124L180 123H178L179 121L176 119L175 120V116H174V118L172 119V117H173V115H172V113H173V109L171 108V109H166L167 110V112H168V110H170L172 113L170 114V115H168V113L167 112H165L164 113V117H165V115L167 116L168 115V117H170L171 119H170V121H172V120H175L174 121V124H171V125H175L176 127H174V126H170V128L173 130V131H180V133H181V135L183 136V135H185V133H186V137H184V138H186V139H188V144H196V142H195V139H196V141H198L199 140V145L200 146H198V142H197V145L195 146V145H190L191 147H195V149H196V152L197 153H199L200 154V151L201 152H204V151H207V148H208V151H210L211 152V149H210V146H211V144H214V145H212L213 146V149H212V151L213 152H211V154L213 155V159H212V161H211V163H212V165L211 166H209L211 163H210V161H208V160H206L205 162L206 163H202V161L201 162H199V165H200V163H202L201 165H200V167L201 166H203L205 169H203L204 171H199V172H196V170L197 169H195V168H198V167H195L194 165H195V163H196V161H200V160H202L203 159V157L201 158V156L200 155H197V154H193L192 155V158L189 156L190 154H192V153H190L189 152V148L187 147V146H184L183 145V148H181L180 149V154L182 155V153H183V155H184V157L186 156V153H187V156H188V158H189V160H191V162L189 161V160H187V163L189 164V165H187L188 167H186V164H185V167L184 166H182L183 167V169L181 168L180 170H178V172H179V174H178V172H177V174H176V170L177 169H175V168H177L178 167V165L176 166V164H179V165H184V162L182 161V159H181V161H180V159L178 160L179 162H177V159H175V160H173L172 161V159L173 158H171V157H169L170 159H171V161L169 160V162H172V163H170L169 164V166H170V168H169V166H167V162H168V159L169 158H165L166 157V155L165 154H167V153H164L163 154V157L161 156L162 154L160 153V151L158 152V153H154L156 156L154 157V154L153 153H149L148 155H150L151 154V156H147L148 157V159H144V161L143 162H141V160H142V158H141V156H142V153H141V151L139 150V146L137 147V145H139V142H137V141H135L136 142V145H135V142H132V141H129L132 137V135H130V133H129V129L131 128L130 127V125L131 124H134V125H131V126H134V127H132L133 128V130L132 129H130V130H132L133 131V133H135V134H133V140L135 139H137V137H134V136H139L140 134V131L139 130H137L138 128H137V126L135 125V122H136V119H137V122H136V124L138 123V121H139V123H141V121H145V116H143V115H145L144 113H145V111H143V110H145V109H143L142 107H140V106H142V104L146 107V103L147 104H153V103H155V100H156V102H158V103H160L161 101H160V98L161 97H159L158 96V93H159V91L158 90H155V89H157V87L155 86H152V87H143V88H140V89H142V90H140V89H138V88H136L135 87V84H136V82H135V84L133 83V84H131V85H129V84H127L126 85V83L124 84V80L126 79L127 81H129V80H132V76L133 75H126L125 73H121V71H118V69H117V84L118 83H122V84H124V85H122L121 87L122 88H128L129 86H131V87H134V88H132L131 90H132V96H130V97H127V98H119V100H117V102L116 103H113V102H115V98L113 97H108V98H106L107 100L105 101L104 99H103V97H104V95H106V96H110V94L109 95H107L108 93H115V90L117 89V88H114V89H112L114 92H107V91H111V89H106V90H99V91H101L102 92V96H101V93L99 92H97L96 90L97 89H92V92L93 93H95V92H97L96 94H94L95 96H97L95 99L93 98V102L91 101H88L89 99L90 100H92L91 99V97H90V90H91V88H94L93 86H92V84H93V79L95 80L96 78H93V76H97V75H99V73L100 72H97V73H95V74H92V73H88L89 71L91 72V70H89L90 69V66L91 65H93V62L94 63H97L96 65H97V67L96 68H98V69H100V67H101V65H99L98 66V64H101L100 62H98V57L96 56L95 57V55H93V54H91L88 50H87V48H89V45L86 43V45L87 46H83V52H85L86 54V56L84 57V58H79L78 56H76V55H73V53H68L69 52V49L67 48L68 47V41L66 40V38L68 39V37L67 36H69V37H71V38H69V40H72V41H74L75 40V38H76V36H74V35H72V34H69V35H65V37L64 38H62L61 37V40L63 39V41H61V40H59L60 39V37H57L56 38V30H57ZM38 32V33H37ZM54 32V33H53ZM38 35V36H37ZM72 35V36H71ZM54 38H53V37ZM52 37V38H51ZM72 37H74V38H72ZM49 39H50V41H49ZM64 39L66 40V42H64ZM54 40V41H53ZM36 41H38V42H36ZM36 42V43H35ZM52 42V43H51ZM46 43V44H47ZM57 43H60V44H57ZM50 44H52V45H50ZM58 45V46H55V45ZM66 44V46L64 47V45ZM60 45V46H59ZM63 45V46H62ZM85 45V44H84ZM35 46V47H34ZM59 47H62V48H60L59 50H58V48ZM63 47H64V49H63ZM29 48H30V50H29ZM53 48H54V51L52 52V53H54L55 52V49H56V52H58L59 54H61L60 56H59V54H56V56L58 55L60 58L58 59V58H56L55 57V53L54 54H52V55H54V57H52V55L50 54L49 55V53H51V50H53ZM50 49V50H49ZM62 49L64 50V51H62ZM68 49V50H67ZM45 50V51H44ZM58 50V51H57ZM60 50H61V53H60ZM87 50V51H86ZM48 51V52H47ZM68 51V52H67ZM89 54H88V53ZM27 53V54H26ZM48 53V54H47ZM63 53V54H62ZM26 54V55H25ZM14 55V56H13ZM24 55V56H23ZM47 55L50 57H52L53 59H49V60H47L45 63L43 62L44 60L42 59V58H44V59H48L49 57H47ZM68 55H69V58H68ZM73 55V58L71 57ZM44 56V57H43ZM62 56V57H61ZM75 56V57H74ZM89 56H94V57H90V59H89ZM42 57V58H41ZM24 60H23V59ZM38 58H40V59H38ZM65 60H64V59ZM78 58V59H77ZM92 58V59H91ZM97 58V59H96ZM16 61H15V60ZM37 59V60H36ZM54 59H56V61L54 60ZM75 60V63H76V60L78 61V60H80L79 62H78V65H79V63H82V62H84V63H82L83 64V66L85 65L86 67H79L78 65H76L75 66V63H73V65H72V63L70 62V60ZM18 60V61H17ZM32 60H34V62L32 61ZM43 60V61H42ZM53 60H54V63H52L53 62ZM64 60V61H63ZM89 60V61H88ZM92 60V61H91ZM15 61V62H14ZM22 61V62H21ZM24 61V62H23ZM39 61H41L42 62V64H43V66L42 67H44L45 65L44 64H46L47 66L45 67V68H43L42 70L41 69H39V68H41L40 66H41V63L39 62ZM18 62H19V65H18ZM60 62V63H59ZM239 62H242V63H244L245 64V68L247 69V66H248V69H250V70H248L246 73H245V75H243L244 74V72L246 71V69L245 70H243V68H244V64L242 65V64H240ZM30 63H32V64H30ZM48 63V64H47ZM65 64V65H62V64ZM69 63V64H68ZM89 65H87V64ZM51 64H53V65H51ZM81 64V65H82ZM121 64V65H120ZM238 64L239 65H242L241 67H240V69L242 70H240L243 74H242V77L243 78H245L244 80H246V81H248V82H246V83H249L248 84V86H249V88H251V91H253L252 93L253 94H256V93H260L262 96H264V79H260V77H261V75L259 74V78H258V75L257 74H255V73H258L257 71L255 72V71H253V67L252 68H250L251 66H253V65H251V66H249L250 64H251V62L250 61H246V63H245V61L243 62V61H238ZM248 64V65H247ZM37 65H40L39 67L37 66ZM56 65V66H55ZM59 67H58V66ZM96 65H94V66H96ZM112 66H113V64H111ZM117 65H120V66H124V67H129V66H133V65H126V63H118ZM28 66V67H27ZM35 67H38V68H35ZM50 67V68H49ZM53 67V71H49L48 69H50L51 70V68ZM57 69H56V68ZM87 67H89V69H88V71L85 69V68H87ZM92 67V66H91ZM106 67L108 68V67H110L109 66V64H108V66L106 65ZM34 68V69H33ZM83 68V69H82ZM55 69H56V71H55ZM129 69H131V70H134V69H136V67H134L133 66V69L131 68V67H129ZM255 69V68H254ZM39 70V71H38ZM46 70V71H45ZM58 70H61L62 72L60 73V76H62V77H60V79L58 78V80H57V77L55 78L57 81H58V84L56 83L55 84V79L53 80L52 78V80L50 79V77H54L55 75H56V73H57V75H59L58 74ZM64 70V71H63ZM66 70H68L67 72H69V71H71L72 73L75 71V76H73L72 75V73H71V75H72V77L71 78H68V77H70V75L69 76H65V75H68V73L67 72H65ZM78 70H80V72H79V74H78V77L77 78H79L80 77V79L82 78V76H83V78H84V80L86 79V78H90L91 77V79H89V81H92V83H85L86 81L88 82V80H83V81H81L82 82V84H80L81 82H78L77 81V83L79 84V85H81V89L82 90H80V88L79 87H77L78 86V84L76 83V80H78V79H76L75 80V78H76V76H77V74L76 73H78ZM82 70V71H81ZM83 70H85V71H83ZM251 70L254 72V74H255V76H253V74L251 73ZM256 70V69H255ZM41 71H42V73H41ZM77 71V72H76ZM87 71V73H85L84 75H83V73L84 72H86ZM113 71V70H112ZM56 72V73H55ZM81 72H83L82 73V76H79V75H81ZM26 73L27 74H29L28 73V71H26ZM47 73H48V75H47ZM54 73V74H53ZM70 73V72H69ZM62 74V75H61ZM64 74V75H63ZM88 74V75H87ZM163 76L164 75H166V73H164V71L161 73ZM251 74V75H250ZM24 75H26V74H24ZM47 75V76H46ZM86 75V77H84ZM121 75V76H120ZM35 76H37L36 78H37V80L36 79H34V77ZM42 76H43V78H42ZM44 76H45V79L46 78H48V79H50L51 81H53L54 82V84L55 85H57V86H55L54 84L52 85L51 83V81L50 80H45L44 81ZM65 76V77H64ZM90 76V77H89ZM95 76V77H96ZM119 76L120 77H122V78H119ZM245 76V77H244ZM75 77V78H74ZM124 77V78H123ZM127 77V78H126ZM74 78V79H73ZM93 78V79H92ZM129 78V79H128ZM70 81H69V80ZM80 79H79V81H80ZM122 79V80H121ZM254 79V80H253ZM42 80L44 81V82H42ZM60 80H61V82H60ZM67 80V81H66ZM73 80V81H72ZM82 80V79H81ZM121 80V81H120ZM49 82L50 81V83L48 84V85H46L45 83L46 82ZM56 81V82H57ZM126 81V82H127ZM65 83L66 82V84H68V82H69V84L68 85H66V86H64L65 84H63V83ZM71 82V83H70ZM73 82V83H72ZM84 82V83H83ZM75 83L77 84V86H76V88H79V90L78 89H75L74 87H75ZM61 86H60V85ZM63 84V85H62ZM73 84H74V86H73ZM89 84L91 85V86H89ZM120 84H119V86H120ZM83 85H85V86H83ZM87 85H88V90H86V88H87ZM55 86V88H53ZM58 86H60V87H58ZM64 86V87H63ZM118 86V88H120ZM124 86H126V87H124ZM44 87H42V88H44ZM50 87V88H49ZM52 87V88H51ZM59 89H58V88ZM82 87H84V90H83V88ZM130 87V88H131ZM46 88L47 89H49V90H47L46 91ZM75 89V92H76V90H77V92L79 91V93H77L79 96L78 97H80L79 99H78V97H73L72 95L74 94L75 95V93L73 92L74 91V89ZM126 88V89H127ZM150 88H154V90H152V92H149V91H151V89ZM53 89H56V90H53ZM69 89V90H68ZM72 89V90H71ZM134 89V90H133ZM135 89H136V91L137 92H141V96L139 97V95H137L138 93L137 92H135ZM144 89V90H143ZM147 89H150L149 91H148V93H150V95L148 94H146V92H147ZM66 90H67V92H66ZM85 90L87 91V93L85 92ZM69 91H71V92H69ZM44 92V91H43ZM60 92V93H59ZM91 92V93H92ZM135 92V93H134ZM157 92V93H156ZM65 93V94H64ZM82 93V98H81V96H80V94ZM83 93H86L87 95L89 94V96L88 97H85L84 95H83ZM93 93L91 94V96H94L93 95ZM152 93V94H151ZM156 93V94H155ZM76 94V95H77ZM99 94V95H98ZM143 94H145V95H143ZM260 94H256V96H257V101H260V102H262V103H260V104H262V106H264L263 105V103H264V101H261V100H264L263 98L264 97H260ZM135 95H137V97H136V100H135V102L137 101V100H139L138 102H132V104H129V105H132V106H134V103L135 104H137V105H135L134 106V109L136 110V112H135V110H133L132 108V106H129L128 107V103L126 104V102H128L127 101V99L128 100H134L135 98ZM157 95V97H155ZM259 95V96H258ZM143 96H145V99L147 98V100L149 101H146L144 98H142ZM151 96V97H150ZM155 98H154V97ZM255 96V95H254ZM86 99H85V98ZM90 97V98H89ZM159 97V98H158ZM259 97V98H258ZM89 98V99H88ZM111 98L114 100H112L111 101ZM82 99V100H81ZM121 99H122V101H121ZM259 99H261V100H259ZM100 100V102L99 103H101V105H103L102 103H104V105L106 106L107 104H108V102H112L113 104L111 105V106H109L110 107V112L111 113H109L110 114V116H109V118H110V120H112V117L113 118H116V117H118V118H116V122H114L115 123V126H114V124H112V121H114V119L112 120V121H110L109 122V120H108V115H105L106 113H105V106L103 107H100V112H99V114L100 115H98L97 113V108H99V104H98V102L97 101H99ZM143 100V101H142ZM154 100V101H153ZM157 100H159V101H157ZM39 101V99L37 100V101H35V102H38ZM64 101H66V104L64 103ZM76 101V102H75ZM83 101H86L85 103H87L88 104V106L86 105V107H85V105H83L84 104V102ZM89 103H88V102ZM105 101V102H104ZM126 101V102H125ZM152 101V102H151ZM119 102H120V104H119ZM131 102H129V103H131ZM146 102V103H145ZM38 103H40V104H42L41 102H38ZM68 103V104H67ZM98 104L99 106L97 107V108H95L96 107V104ZM107 103V104H106ZM95 104V105H94ZM119 104V105H118ZM124 104L126 105V106H124ZM56 105H57V107H56ZM62 105V104H61ZM67 105V106H66ZM79 105H82V106H79ZM109 105V104H108ZM114 105V106H113ZM118 105V106H117ZM60 106V105H59ZM89 106H91L90 108H89ZM29 107V108H28ZM28 107H26L27 108V110H29V111H32V113H35L36 111V107L37 106H34V107H32V106H28ZM82 107V108H81ZM108 107V106H107ZM109 107H108V110H109ZM112 107V108H111ZM118 107V108H117ZM123 107H126L127 109H125V108H123ZM138 107V108H137ZM144 107V108H145ZM74 108H76V109H74ZM118 110H117V109ZM125 109V110H127V111H123L124 113H122L123 114V117H122V115H121V117H120V115H118V114H120L121 112H122V110L120 111V109ZM137 108V109H136ZM163 108H165L164 106H163ZM55 109V110H54ZM67 109V110H66ZM88 109H90V111L88 110ZM104 109V110H103ZM130 109V110H129ZM140 109V110H139ZM143 109V110H142ZM34 110V111H33ZM53 110V111H52ZM71 110V111H70ZM79 110V111H78ZM96 110V111H95ZM107 110V109H106ZM107 110V111H108ZM134 111L136 114H134V115H132V112H130V111ZM144 112V113H142V111ZM86 111V113H84V112ZM104 111V114L102 113V112ZM113 111H114V114H112L113 113ZM138 111V112H137ZM88 112H90V114H87ZM96 112V113H95ZM109 112V111H108ZM117 112V113H116ZM128 112V113H127ZM175 112V111H174ZM102 113V114H101ZM139 113H141V114H143V115H141V117L139 116L140 114ZM1 115V117H0V121H2V119L5 117V115H3L2 116V114H4V113H0ZM81 114V115H80ZM93 114V115H92ZM112 114V115H111ZM139 114V115H138ZM174 115H176L175 113H173ZM86 115H88V116H86ZM96 115H98V116H96ZM105 115V116H104ZM118 115V116H117ZM125 115H128V116H125ZM129 115H132V116H134V121L135 122H133V123H131L130 124V122H131V120H129ZM138 116V117H136V119H135V116ZM177 115H178V113H177ZM73 116V117H72ZM78 116H79V119H78ZM86 116V117H85ZM93 116V117H92ZM104 116V117H103ZM124 117H126V118H124ZM87 118V119H86ZM92 118V119H91ZM97 118V119H96ZM99 118V119H98ZM106 118V119H105ZM166 118V117H165ZM178 118V117H177ZM182 117H179L178 119H180V120H182L181 119ZM90 119H91V122H90ZM105 119V120H104ZM127 119V120H126ZM131 119V118H130ZM185 119V118H184ZM79 122H78V121ZM103 120V121H102ZM118 120V121H117ZM122 120V121H121ZM101 121V122H100ZM107 121V122H106ZM120 121H121V123H120ZM127 121V122H126ZM128 121H130L129 122V124H128ZM133 121V120H132ZM177 121V122H176ZM187 121H188V123L190 122L191 123V125H190V123H189V125H190V127H191V131H189L190 130V128H189V126L187 127ZM46 122V121H45ZM45 122H43V124H45ZM84 122V123H83ZM98 122V123H97ZM108 122L109 123H111V125L112 126H108ZM176 122V123H175ZM184 122V121H183ZM182 122V123H183ZM19 123H21V122H18L17 124H16V126H13L14 127V131H17V130H19V131H21V127H20V125H19ZM76 123H78L77 125H76ZM91 125H90V124ZM95 125H94V124ZM118 123V124H117ZM138 123V124H139ZM100 124V126H98ZM122 124H125V126H122ZM142 124H144V123H142ZM42 125V124H41ZM106 125V126H105ZM110 125V124H109ZM196 125V126H195ZM22 126V125H21ZM93 126V127H92ZM127 126V127H126ZM146 126H149L148 128L150 129V131H149V129H145L146 128ZM184 126H186V127H184ZM195 126V127H194ZM80 127V128H79ZM91 127V128H90ZM97 127H100V129L99 128H97ZM108 127V128H107ZM119 129H118V128ZM124 127H126V129L127 128H129V129H125ZM144 131L146 132L147 130H148V133L146 132V134H147V141L148 142H150V139L149 138H151V134H154L155 132H157V131H155V130H153V128L150 126V124H144ZM151 127V128H150ZM193 127H194V129H193ZM196 127L198 128V129H196ZM221 127H222V125L221 126H218V130H217V127H215V126H211V127H209V129L211 128V132H214L213 134L215 135V133L216 134H219L220 132H219V130L221 129ZM17 130H16V129ZM178 128H180V130L178 129ZM181 128L182 129H184V130H181ZM187 128V129H186ZM216 130H215V129ZM99 130L100 131V133L101 134H103V135H101L100 133V135H101V137H100V135L98 134V133H96L95 131L93 132V130ZM103 129V130H102ZM109 129V130H108ZM122 129V130H121ZM136 129V130H135ZM176 129V130H175ZM189 129V130H188ZM117 130H118V132H117ZM109 131V132H108ZM112 131H113V133H112ZM122 131V132H121ZM123 131H124V133H123ZM138 131H139V133H138ZM186 131V132H185ZM209 131V132H210ZM125 132H127V134L125 133ZM190 132H192V133H190L192 136H194L195 135V133L196 132H198V133H196V135L194 136V137H192V136H190V134L189 133ZM219 132V133H218ZM106 133H108V135L106 134ZM128 133H129V136H130V139L128 140ZM159 133V132H158ZM206 133H208V134H206ZM105 134V135H104ZM114 135V137L112 136V135ZM123 134H126V135H124L123 136ZM188 134V135H187ZM200 134V135H199ZM212 134V135H213ZM99 135V137H97ZM117 135H118V137H117ZM148 135H150V137L148 136ZM161 135V134H160ZM204 135H206V136H204ZM210 137H209V136ZM233 135H235L234 137H233ZM69 136H71V135H69ZM107 136H108V138H107ZM158 136V135H157ZM187 136L189 137V138H187ZM200 137V139L202 140H200L199 139V137ZM231 136V137H230ZM237 136V137H236ZM28 137V138H27ZM31 137V138H30ZM110 137V138H109ZM120 137V138H119ZM124 137V138H123ZM160 137V138H159ZM165 136H158V137H156V138H153V136H152V138H151V141L154 139V143L156 144V147H157V149H159V150H162L161 148L162 147H165V146H167L169 143L168 142H170L169 140H168V138L167 137H165ZM196 137V138H195ZM207 137V138H206ZM215 137H217V136H215ZM227 137L229 138V139H227ZM5 138V139H6ZM70 138V139H69ZM126 138V139H125ZM161 138H163L164 139V141H168L167 143L166 142H164V141H162L161 142V140H163V139H161ZM167 138V139H166ZM194 138V140L191 142V140L190 139H193ZM227 140H226V139ZM234 138V139H233ZM237 138V141L235 142L236 144L237 143H240V148H238V147H236L235 148V146L233 145V144H235V143H233V144H228V142H231L230 140H233V142H234V140ZM243 138V139H242ZM28 139H30V140H28ZM95 139V140H94ZM98 139V140H97ZM102 139V140H101ZM105 139H106V141H105ZM111 139V140H110ZM124 139H125V143L123 142L124 141ZM131 139V140H132ZM149 139V140H148ZM166 139V140H165ZM204 139H205V142L203 143V141H204ZM210 139V140H209ZM221 139H222V141H221ZM8 140V139H7ZM21 140V141H20ZM33 140H35V141H33ZM72 141V142H70V141ZM100 140H101V142H100ZM118 140V141H117ZM138 140V139H137ZM209 140V141H208ZM239 140H241V141H239ZM24 141H27V142H24ZM28 141L30 142V143H28ZM32 141V142H31ZM95 141V142H94ZM97 141V142H96ZM105 141V142H104ZM111 141V142H110ZM127 141V142H126ZM155 141H158L157 143L155 142ZM159 141L161 142L160 144H158L159 143ZM201 141V142H200ZM216 141H217V143H216ZM22 142L23 143H25V144H22ZM99 142V143H98ZM104 142V143H103ZM107 142H109V144L107 143ZM122 142V143H121ZM153 142V141H152ZM151 142V144L152 145H154L153 143ZM227 142V143H226ZM35 143V144H34ZM72 143V144H71ZM126 143H129V144H126ZM166 143V144H165ZM205 143H208L207 145V148H206V144ZM215 143H216V145H215ZM248 143V142H247ZM246 143V144H247ZM7 144V145H8ZM11 144V145H10ZM13 144H15V145H17V146H14ZM29 144H31L32 145V147H33V149H35L34 151L36 152V156L34 157V156H28V155H26V156H24V155H19L18 153H16V155H15V152H16V148H17V151L19 150V149H21L22 147H24V146H27V145H29ZM70 144H71V146H70ZM75 144V145H74ZM97 144H99V146L97 145ZM103 144V145H102ZM133 144V146H132V148H131V145ZM36 145V146H35ZM111 145V149H109L110 146ZM114 145V146H113ZM124 145H126V146H124ZM164 145V146H163ZM203 145V146H202ZM210 145V146H209ZM219 145V146H218ZM30 146V145H29ZM45 146V147H44ZM98 148H97V147ZM112 146H113V148H112ZM122 146V147H121ZM134 146H136L137 147V150L135 149L136 147H134ZM158 146H162L161 148L160 147H158ZM211 146V147H212ZM217 146V147H216ZM225 146H226V148H225ZM234 146V147H233ZM19 147V148H18ZM51 147V148H50ZM91 147H92V149H91ZM96 147V148H95ZM119 147L120 148H123V149H119ZM129 149L130 151H128V150H124V149ZM128 147H130V148H128ZM188 149H186V148ZM194 147H193V150L195 151V149H194ZM199 147H200V149H202V150H200L199 149ZM202 147V148H201ZM218 147H220V148H218ZM224 147V148H223ZM228 147V148H227ZM243 147V148H242ZM250 147V148H249ZM7 148V149H8ZM106 148H108L109 150H106ZM117 148V149H116ZM141 148V147H140ZM206 148V149H205ZM216 148V149H215ZM217 148L218 149H221V151H216L217 150ZM223 148V149H222ZM229 148H231L230 150H229ZM244 148H246V150H248L249 151V153H246V152H248V151H244L245 149ZM6 149V150H7ZM36 149H38V150H36ZM95 149V150H94ZM114 149V150H113ZM184 149V150H183ZM225 149V150H224ZM228 149V150H227ZM252 149V151H254V152H250V150ZM254 149V150H253ZM10 150V151H11ZM48 150V151H47ZM89 150V151H88ZM93 150V151H92ZM114 152H112V151ZM119 150V151H118ZM187 152H186V151ZM199 150V151H198ZM239 150V151H238ZM244 152H243V151ZM9 151V153H12L13 151H11L10 152ZM40 151V152H39ZM52 151H53V153H52ZM86 151V152H85ZM109 151V152H108ZM111 151V152H110ZM127 151V157H124L123 158V154H124V156H125V152ZM137 151V152H136ZM217 152V153H215V152ZM222 151H224V152H222ZM227 151V152H226ZM238 151V152H237ZM57 152V153H56ZM61 152H62V154H61ZM91 154H90V153ZM97 152V153H96ZM100 152V153H99ZM115 152H117V153H115ZM182 152V153H181ZM189 152V153H188ZM193 152V151H192ZM220 152H222V153H224V154H222V155H220L221 153ZM257 152V153H256ZM41 153H44L43 155H41ZM52 153V154H51ZM55 153V154H54ZM82 153V154H81ZM118 153H120V154H118ZM138 153H141V154H139V155H137ZM228 155H227V154ZM230 153H231V157H232V159L233 158H236L235 160H237L238 162H239V158L241 159L242 157H244V156H246V155H251V157L253 158V157H256V158H253L252 160H248V158L249 157H247V159H246V161L242 164V166H241V168L240 169H238L237 171H229V173H226L227 175H223V169L221 168V170H222V172H220L221 170H220V165H223L222 164V162L224 163L225 162V160L227 161V160H229V158L231 159V157H230ZM244 153V154H243ZM252 153V154H251ZM255 153V154H254ZM259 153V155L257 156V154ZM261 153V154H260ZM49 154V156L47 157V155ZM65 154V155H64ZM67 154V155H66ZM85 154V155H84ZM96 154V155H95ZM113 154H115V155H113ZM189 154V155H188ZM217 154V155H216ZM246 154V155H245ZM40 155V156H39ZM46 155V156H45ZM57 155H58V157H57ZM61 155V156H60ZM63 155V156H62ZM76 155H78V156H76ZM89 155V156H88ZM113 155V156H112ZM136 155L138 156V157H136ZM143 155H145V154H143ZM153 155V156H152ZM183 155L182 156H180V157H182V158H184L183 157ZM195 155H197V156H195ZM219 155V156H218ZM238 155H240V156H238ZM253 155H255V156H253ZM18 158H17V157ZM43 156H44V158H43ZM52 156V157H51ZM95 156V157H94ZM101 156V157H100ZM112 156V157H111ZM118 156V157H117ZM159 156V157H158ZM186 156V157H187ZM193 156H195L194 158H193ZM216 156V157H215ZM221 156V157H220ZM4 159H3V158ZM24 157V158H23ZM25 157H26V159L27 158H29V159H25ZM47 157V158H46ZM54 157V158H53ZM62 157V158H61ZM88 159H87V158ZM91 157V158H90ZM98 157V158H97ZM116 157V158H115ZM139 157L141 158L140 160H139ZM143 157V156H142ZM146 157V155L144 156V158H147ZM151 157H153L152 159H151ZM158 157V159H155V158H157ZM199 157V158H198ZM218 157H220V158H218ZM239 157V158H238ZM10 158V159H9ZM15 158V159H14ZM46 158V159H45ZM52 158V159H51ZM64 158V159H63ZM66 158H68L67 160H66ZM76 158V159H75ZM84 159L88 164L89 163H92V159H93V161H95V164L97 165L96 166V169H95V171H94V177L96 178L95 180L97 181L96 183L98 184H96V186L93 188V189H88L87 187L85 188L84 186H82L79 182H77L76 180H75V176H74V174L72 173V170H70V168L68 169V167L69 166H72L73 165V163H75V161L77 162L78 161V159ZM115 158V159H114ZM149 158H150V160H149ZM163 158V159H162ZM164 158H165V160H166V166L168 167H165L164 165H165V163L163 164V162H164ZM259 158V159H258ZM1 159H3L2 161H1ZM12 159H14V160H12ZM22 160V163H24V165H25V167L23 166V164L22 163H18V162H16L17 160ZM37 159V160H36ZM43 159H44V161H43ZM54 159H56L55 160V162H54ZM75 159V160H74ZM87 159V160H86ZM91 159V160H90ZM99 159V160H98ZM121 159H124V160H121ZM133 159V160H132ZM138 161H137V160ZM163 160L162 162H161V160ZM111 160H113V161H111ZM117 160V161H116ZM121 160V161H120ZM126 160V161H125ZM147 160V161H146ZM155 160L158 162V164H156L155 163ZM217 160V161H216ZM257 160V161H256ZM9 161V162H8ZM13 161V162H12ZM36 161V162H35ZM38 161V162H37ZM51 163H50V162ZM57 161V162H56ZM65 161V162H64ZM91 161V162H90ZM103 161H104V163H103ZM108 161H111L110 163L108 162ZM124 161V162H123ZM136 161V162H135ZM191 163H189V162ZM17 163V164H14V163ZM33 162V163H32ZM62 162V163H61ZM63 162H64V165H63ZM68 162V163H67ZM117 162V163H116ZM133 162V163H132ZM140 162V163H139ZM150 162V163H149ZM161 162V164L163 165V167H165L166 169H167V171H168V169H169V171L172 173V174H174L175 176L176 175H178V178H177V180H175V181H178V183H177V185H176V183L175 184H173L174 182H168L166 179H161V175L159 176L158 174V176H156L155 174L158 172L157 170H158V167H157V170H156V168H155V172H154V167H156V166H154L155 164L157 165V166H160V163ZM168 162V163H169ZM182 162V163H181ZM194 163V165H193V163ZM249 163L250 162V164L253 162L254 164H251V165H246V163ZM257 162V164H255ZM263 164H262V163ZM4 163V164H3ZM8 163L10 164V166H9V169L7 168V165H8ZM67 163V164H66ZM109 163V164H108ZM120 163L123 165H120ZM129 163H130V165H129ZM135 163V164H134ZM147 163H149L150 165H148V167H147ZM176 163V164H175ZM208 163H209V165H208ZM216 163V164H215ZM221 163V164H220ZM31 164V165H30ZM36 164V165H35ZM43 166H42V165ZM49 164V165H48ZM59 164V165H58ZM100 164V165H99ZM127 164V165H126ZM138 164V165H137ZM172 164L174 165V168H173V166H172ZM197 165H198V163H196ZM206 165V166H204V165ZM13 165V166H12ZM36 167H35V166ZM65 165H67V168L65 167ZM113 165V166H112ZM124 165H125V167H124ZM137 165V166H136ZM144 166V167H142V166ZM193 165V166H192ZM196 165V166H197ZM198 165V166H199ZM219 167H218V166ZM253 165L255 166V165H257V166H255V168L256 167H258L256 170L257 171H260L259 173L260 174H258L257 173V171H255V169H254V167H253ZM260 165H262L263 167L261 168L260 167ZM55 166H56V168H55ZM58 166V167H57ZM152 168H151V167ZM209 166V167H208ZM213 166H216V167H218V168H215V167H213ZM15 167V168H14ZM35 167V168H34ZM51 167V168H50ZM107 167H108V169H107ZM117 167V168H116ZM129 167V168H128ZM146 167V169H144ZM193 167V170H191L190 168H192ZM211 167H213V168H215L214 170H216V173L213 171V172H211ZM221 167H223V166H221ZM253 168V169H249V168ZM4 168H6V169H4ZM15 169V170H13V169ZM25 168V169H24ZM31 168H32V170L34 171L33 173H35V174H33L32 175V170H31ZM41 168V169H40ZM61 168V169H60ZM63 168H65V169H63ZM99 168H100V170H99ZM111 168H113V169H111ZM122 168H123V170H122ZM150 168V169H149ZM180 168V166L178 167V169ZM185 168H187V169H185ZM259 168H260V170H259ZM16 169H17V171H16ZM109 169H110V171H109ZM129 169V170H128ZM200 169V168H199ZM27 170V171H26ZM31 170V171H30ZM38 170H40V171H37ZM46 170V171H45ZM57 170V171H56ZM117 170V171H116ZM135 170V171H134ZM245 170H247L246 172H249V171H251V173H250V175H251V177H247V175L249 174V173H247L246 174V172H245ZM2 171V172H1ZM6 171V172H5ZM19 171V172H18ZM62 171H64V172H62ZM98 171V172H97ZM122 171V172H121ZM133 171H134V173H133ZM137 171V172H136ZM173 171V172H172ZM188 171V172H187ZM191 171V172H190ZM244 171V172H243ZM15 172V173H14ZM58 172V173H57ZM67 174H66V173ZM127 172H128V174H127ZM141 172V173H140ZM148 172V173H147ZM149 172H150V174H149ZM175 172V173H174ZM183 172H185V173H183ZM187 172V173H186ZM190 172V173H189ZM201 172V173H200ZM262 172V173H261ZM2 173V174H1ZM20 175H19V174ZM31 173V174H30ZM57 173V174H56ZM70 173V174H69ZM97 173V174H96ZM122 173V174H121ZM159 173V172H158ZM192 173V174H191ZM194 173H195V175H197L196 176V178H197V180L199 179L200 181L202 180V182H200V183H202V184H198V182L199 181H197V182H193L194 181V179H196L195 177H193L194 176ZM207 173L209 174V176L207 175ZM210 173H213V175L212 176H214V179H215V181H213L214 179L212 178V176L210 175ZM214 173L216 174V175H218L219 176V178L221 177L222 179H219L218 178V176H216V175H214ZM232 173V174H231ZM236 175H235V174ZM256 175H255V174ZM8 174H9V176H8ZM18 174V175H17ZM22 174H25V175H27L28 174V176H25V175H22ZM72 174V175H71ZM96 174V175H95ZM100 174V175H99ZM133 174V175H132ZM146 174H148L149 175V178H148V175H146ZM180 174H182V175H180ZM187 174V175H186ZM234 174V175H233ZM252 174H254L253 176H252ZM37 175H39V177H33V176H37ZM42 175V176H41ZM62 175V176H61ZM65 175V176H64ZM99 175V176H98ZM119 176V177H122V178H120V179H122V183L124 182L125 184H122L119 180V178H116V179H118V181L116 180V179H114L116 176ZM127 175V176H126ZM185 175V176H184ZM189 175L191 176V175H193V176H191L192 178H194L192 181H191V183H192V185H190V182L188 181V179H189ZM228 175H230V176H228ZM232 175H233V177H232ZM261 177H263V178H260V176ZM5 176V177H4ZM12 178H11V177ZM15 176V177H14ZM18 176V177H17ZM49 176H51V177H49ZM64 176V177H63ZM71 176V177H70ZM124 176V177H123ZM132 176V177H131ZM134 176V177H133ZM186 177L185 179L186 180H184L183 178H182V180H184V181H181V182H179V179H181V177ZM215 176H216V178H215ZM242 176H243V178H242ZM249 176V175H248ZM17 177V178H16ZM26 177H29L28 179L26 178ZM55 177V178H54ZM111 177V178H110ZM156 177V178H155ZM159 177V178H158ZM211 177V178H210ZM228 177H229V183H228ZM240 177L243 179V181L244 182H246V180H244L245 178H247L248 179V181H247V183L245 184L244 182H243V185L245 184V185H247L246 187H247V189H246V187L245 186H243V188L244 189H246V193L243 191L242 192V190H241V185H242V181H241V183L239 182V179H240ZM20 178V179H19ZM26 178V179H25ZM36 178H38V179H36ZM108 178H109V180H108ZM127 178H128V180H127ZM130 178H131V181H130ZM135 178V179H134ZM153 178V179H152ZM208 178H210V179H213V180H209ZM23 179V180H22ZM49 179V180H48ZM55 179V180H54ZM59 179V180H58ZM72 179V180H71ZM106 179L108 180V184L109 185H107V181H106ZM124 179V180H123ZM157 179V180H156ZM233 181H232V180ZM262 179H263V181H262ZM5 180V181H4ZM35 180V181H34ZM40 180H41V182H40ZM56 180H58L57 182H56ZM62 180V181H61ZM100 180V181H99ZM160 180H162V182L160 181ZM165 180V181H164ZM205 180V181H204ZM207 180H209V181H211V183L208 181L207 183H206V181ZM253 180L255 181H257V182H259L258 184H256L257 182H253ZM70 181V182H69ZM119 183H117V182ZM128 181V182H127ZM141 181V182H140ZM160 181V182H159ZM185 181H188V182H185ZM231 181H232V188H231ZM238 181V183H236ZM261 181V182H260ZM29 182H30V185L28 186V184H29ZM32 182V183H31ZM44 182V183H43ZM46 182V183H45ZM48 182V183H47ZM53 182V183H52ZM55 182V183H54ZM100 182V183H99ZM134 183L135 182V184H137L136 182H138V185H139V188L137 187H133L132 186V184H129V183ZM150 182H152V183H150ZM158 182H159V184H158ZM165 182H167L169 185L167 186L166 185V183ZM187 183L188 185H184L183 183ZM219 182H221L222 183V185H220L221 183H219ZM249 182V183H248ZM62 183V184H61ZM78 183H79V185H78ZM126 183H128V187H127V185H126ZM153 183H156L155 184V189H154V187H151V184H153ZM165 183V184H164ZM171 183H172V185H171ZM181 184V187L183 188H181L180 186V188H177L176 186H178V184ZM196 183H197V185H200V186H202L203 184H204V190L203 191H205V194L203 193V191H202V194H197V193H201L200 191L202 190V188L200 187V189L201 190H199L198 188H199V186L197 187V185H196ZM228 183V184H227ZM54 184V185H53ZM61 184V185H60ZM71 184V185H70ZM120 185V186H118V185ZM122 184V185H121ZM135 184H133V185H135ZM141 184H143L144 186H146L145 188H144V186H142ZM161 184H163V185H161ZM196 185V187L194 188V189H191L190 187L192 186L193 187V185ZM212 186H211V185ZM215 184V185H214ZM226 184V185H225ZM230 184V185H229ZM236 184L237 185H239V187L237 186V188H240V191H241V193H238V192H240L239 191V189H237L236 188ZM252 185L251 187H250V185ZM254 184L255 185H257V186H254ZM263 184V185H262ZM48 185V186H47ZM50 185V186H49ZM59 185H60V187H59ZM131 185V186H130ZM148 185L150 186V187H148ZM166 185V186H165ZM176 185V186H175ZM224 185V186H223ZM227 185H228V187H227ZM259 185V186H258ZM76 186V187H75ZM79 186V187H78ZM124 186H126V187H124ZM137 186V185H136ZM143 187V192L145 191L146 192V188L148 189L147 190V194H150V196L149 197H147V196H145L146 194L144 193V195H143V197L145 196L146 198H147V200H145V198H143L142 196H140V195H142L143 193H142V191L140 190V188L141 187ZM163 188H162V187ZM188 186H190V187H188ZM217 186V187H216ZM219 186V187H218ZM222 186V187H221ZM227 188H226V187ZM230 186V187H229ZM248 186L250 187V188H248ZM48 187V188H47ZM67 187V188H66ZM77 189H75V188ZM107 187V188H106ZM122 187L123 188V190H120V188ZM129 187H133V188H135V189H133V188H129ZM214 187H216V189H218L219 191H220V189L221 188H225V189H228V190H223V189H221V192L222 191H225V192H227V191H229L228 192V196L230 197V196H232V194H233V197H232V199H229L230 201H229V203L231 202V203H233V204H235V206H237V204H238V206L239 205H241V203H242V201H240V198L242 197V200H248V203H245V201L242 203L243 204V206H245V207H243V206H241L240 208H242V209H251V213L252 214H249L250 215V217H252V218H248L250 221H246L245 222V220H243V219H241V218H243V215L241 216L240 215V209H238V206L237 207H235V210L238 212V214L237 213H234V211L233 210H230L231 208L233 209V206L230 208L229 207V205H228V207H226V205H225V203L226 204H229V203H227V198H226V193L225 192H223V194H224V196H225V198H221V197H223V194L222 193H219L218 192V190L216 191V190H213V189H215ZM236 188L235 190H236V192L238 193H236L235 192V190H234V188ZM52 188H58V189H61V190H59L58 191V189L57 190H55V189H52ZM79 188H80V190H79ZM110 188V189H109ZM114 188V189H113ZM121 188V189H122ZM125 188V189H124ZM128 188V189H127ZM188 188H189V190H188ZM213 190H211V189ZM231 188V189H230ZM20 189H22L21 191H20ZM35 189H36V193H35ZM67 189V190H66ZM74 191H73V190ZM109 189V190H108ZM113 189V190H112ZM117 189H119V191H120V194H118L119 192L117 191ZM133 189V190H132ZM139 190V191H141V192H139V194L137 195V191H135V190ZM142 189V188H141ZM162 189V190H161ZM179 189V191H177ZM186 190L187 191V194H186V192L184 191L183 192V190ZM191 189V190H190ZM195 189H198L197 191V193H195ZM243 189V190H244ZM51 192V194H50V196L48 195V196H46L45 194L46 193H48L49 191ZM55 190V191H54ZM70 190V191H69ZM99 190V191H98ZM151 190H152V192H151ZM195 190V191H194ZM231 190H234L233 191V193L231 194L230 193V191ZM254 190V191H253ZM263 190V189H262ZM39 191V192H38ZM61 191V192H60ZM65 191V192H64ZM69 191V192H68ZM79 191V192H78ZM95 191H98V192H95ZM108 192V193H106V192ZM121 191H122V193H121ZM127 191L129 192V191H132V192H130L131 193V195L133 194V196H131L129 193H127ZM135 191V192H134ZM148 191H150V192H148ZM160 191V192H159ZM194 191V192H193ZM213 193H212V192ZM247 191H248V193H247ZM74 192H76V193H74ZM78 192V193H77ZM125 192H126V194H125ZM159 192V193H158ZM164 192V193H163ZM177 192V193H176ZM183 192V193H182ZM218 192V193H217ZM232 192V191H231ZM250 192V193H249ZM261 192H264V190L263 191H261ZM40 193V194H39ZM53 193V194H52ZM60 193V194H59ZM65 193H67V194H65ZM110 193H111V195H110ZM115 193V194H114ZM124 193V194H123ZM134 193H136V194H134ZM141 193V194H140ZM156 194V196H157V194H158V198L156 197V198H154L153 196H152V194ZM176 193V194H175ZM4 194H6V195H4ZM59 194V195H58ZM84 194H86V196H84ZM104 194V195H103ZM116 194H117V196H116ZM129 194V195H128ZM174 194V195H173ZM183 194L184 195H187L185 198H184V196H183ZM220 194H221V196H220ZM238 195L239 197H240V195L241 194H245V196H244V198H243V196H241L240 198L239 197H236L235 199H234V195ZM53 195V196H52ZM56 195V197L55 198H53L52 199V197H54ZM116 197H118L119 195V197L120 198H122L123 199V202H125V203H122V199L120 200V198L118 197V198H116ZM122 195V196H121ZM123 195H128V197H124ZM136 195V198L134 197ZM160 195H162L161 197H160ZM164 195H166V196H164ZM171 195L173 196L172 198H171ZM200 195V196H199ZM202 195V196H201ZM205 195V196H204ZM218 195V196H217ZM246 195L248 196V197H246ZM23 196V197H22ZM47 197V199L49 198V200H50V202L52 203H54L55 204V206L53 207V203L52 204H50V202H49V204L52 206H50L47 202L49 201H47V200H44L45 199V197ZM97 196V197H96ZM112 196H114V197H112ZM170 196V197H169ZM188 196H189V198H188ZM197 196H199V198L197 197ZM204 196V197H203ZM211 196V197H210ZM212 196H213V198H212ZM255 196H257L256 198H255ZM2 197H4V199H2ZM58 197V198H57ZM62 197V198H61ZM64 197H65V199L68 201V204L70 203V204H72V205H70L69 204V206H74L73 208L72 207H70L71 209H69L68 210V208H69V206L67 205V203H65L67 206H58L59 204H62L61 202L59 203V201L58 200H56V199H59L60 200V198H61V200L60 201H62L63 199H64ZM67 197H69V198H67ZM81 197H83L82 199H81ZM138 197L139 198H143V199H139V200H136V199H138ZM154 198V199H156L155 201H154V199L150 202V198ZM216 197V198H215ZM245 197H246V199H245ZM259 197V198H258ZM100 198H101V200H100ZM114 198V199H113ZM203 198H205V199H203ZM212 198V199H211ZM221 198V199H220ZM231 198V197H230ZM24 199V200H23ZM25 199H26V201H25ZM64 199V200H65ZM81 199V200H80ZM94 199V200H93ZM103 199V200H102ZM111 199H113V200H111ZM119 199V201H117ZM128 199V200H127ZM148 199H149V201H148ZM215 199H217V200H215ZM223 199H226L225 201H223ZM257 199V200H256ZM5 200V201H4ZM7 200V201H6ZM23 200V201H22ZM30 200V201H29ZM42 200L44 201V203H42ZM53 200V201H52ZM54 200H56V201H58V202H54ZM65 200V201H66ZM86 200V201H85ZM111 200V201H110ZM134 200V201H133ZM141 200H142V203H141ZM169 200V201H168ZM171 200V201H170ZM179 200V201H178ZM212 200H215L214 201V203H213V201ZM223 201V202H225V203H223L222 202V204H221V202H216V201ZM235 200H236V202L238 201L239 203H237L236 204V202H235ZM28 201V202H27ZM33 201H34V203H35V208L32 206L33 204H31V202L33 203ZM46 201V202H45ZM65 201H62V202H65ZM66 201V202H67ZM81 201H84L85 203H81ZM94 201V202H93ZM102 201V202H101ZM104 201V202H103ZM108 201H110V202H108ZM127 201H129V203L127 202ZM132 201H133V203L134 204H132ZM148 201V202H147ZM177 201V202H176ZM2 202V203H1ZM24 202V203H23ZM91 202L93 203V204H98V205H93V204H91ZM117 202H119L118 204H117ZM152 202H154V203H152ZM175 202V203H174ZM192 202V203H191ZM197 202V203H196ZM207 202V203H206ZM212 202V204H209V203H211ZM247 202V201H246ZM254 202V203H253ZM28 203H30L29 205H28ZM41 203V204H40ZM47 203V204H46ZM56 203H58V208H57V206H56ZM78 203H80V204H82V205H78L79 207H78V210H79V208H80V210L78 211L77 210V204ZM122 203V206H120L119 204H121ZM127 203V204H126ZM135 203H137V204H135ZM161 203V202H160ZM189 203V204H188ZM200 203V204H201ZM205 203V204H204ZM217 203V204H216ZM230 203V204H231ZM263 203H261V205H263L264 206V204ZM11 204V205H10ZM43 204V205H42ZM46 204V205H45ZM65 204H63V205H65ZM84 204V205H83ZM113 204H114V206H115V204H117L115 207L113 206ZM126 204V205H125ZM132 204V205H131ZM143 204V205H142ZM199 204V205H200ZM224 204V205H223ZM252 204H255V205H252ZM260 204V203H259ZM24 205V206H23ZM28 205V206H27ZM87 205H89V206H87ZM91 205V206H90ZM111 205V206H110ZM134 205V206H133ZM155 205H153V206H155ZM175 205H177V207L175 206ZM212 205V206H211ZM249 206L248 208H247V206ZM260 205V206H261ZM5 206V207H4ZM6 206H7V208H6ZM30 206V207H29ZM40 206V207H39ZM41 206H43L42 208H41ZM76 206V207H75ZM93 206V208H94V212H95V210H96V213H98V217L96 218L94 215H96V214H93L92 215V212H90L89 210H91L89 207H92ZM113 206V207H112ZM124 206V207H123ZM128 206V207H127ZM174 206V207H173ZM185 206H187L188 207V209L187 208H185V209H187V210H185L183 207H185ZM193 208H192V207ZM222 206H224L225 208H227L226 210H225V208L224 207H222ZM3 207V208H2ZM10 207V208H9ZM22 207H23V209H22ZM33 207V209H31ZM38 207H39V209H38ZM45 207H47V208H45ZM50 207H51V209H50ZM60 207V208H59ZM87 207V208H86ZM125 207H126V209H125ZM170 207L172 208L171 210H170ZM211 207V208H210ZM44 208V209H43ZM63 208H65V209H63ZM74 208H76V210L74 209ZM88 208H89V210H88ZM99 208H101V212H102V218H101V216H100V218H99V215L101 214V213H99L100 211H98L99 210ZM122 208V209H121ZM136 208H134V209H136ZM163 208V207H162ZM174 208V209H173ZM184 210H182V209ZM193 209V211L191 212V210ZM220 208V209H219ZM222 208V209H221ZM15 209H16V211H15ZM41 209H43V210H41ZM50 209V210H49ZM73 209V211H70V210H72ZM98 209V210H97ZM125 209V210H124ZM189 209H190V212H189ZM214 209V210H213ZM219 209V210H218ZM5 210V211H4ZM14 210V211H13ZM24 210H25V212H24ZM33 210V211H32ZM74 210L75 211H77V214L74 212ZM85 210V211H84ZM174 210V211H173ZM179 210H180V212H182L183 211V213H180L179 212ZM221 210L223 211V212H221ZM227 210L229 211V212H227ZM2 211V212H1ZM7 211V212H6ZM28 213H27V212ZM41 211V213L40 214H38L39 212ZM44 211V212H43ZM68 211H70V213L68 212ZM80 211H82V213L80 212ZM88 211L90 212L89 213V215H88ZM122 212V213H120V212ZM127 213H126V212ZM216 211V212H215ZM12 212V213H11ZM49 212V213H50ZM54 212V213H55ZM60 212V213H59ZM73 212V213H72ZM79 212H80V214H79ZM177 212H179L180 214H177ZM188 212V213H187ZM218 212V213H217ZM5 213V214H4ZM11 213V214H10ZM15 213V214H14ZM25 213H26V217H25ZM53 213V214H54ZM59 213V214H58ZM106 214L107 216H105V215H103V214ZM112 213H114L115 215H117V216H114V214H112ZM120 213V214H119ZM126 213V215H123V214H125ZM174 213H176V214H174ZM212 213H213V215H212ZM215 213V214H214ZM250 213V212H249ZM65 214H67V215H65ZM81 214H83V217H81V216H79V215H81ZM119 214V215H118ZM183 216H182V215ZM221 214V215H220ZM232 214V215H231ZM2 215H4V217H2ZM28 215V216H27ZM45 215H46V213L45 214H43L42 216L43 217H45ZM62 216V218H59V216ZM66 217H65V216ZM71 215V216H70ZM73 215V216H72ZM89 216V219L90 220H88V218H87V216ZM173 215H175L176 217H173ZM192 215H190V217L191 218H189V217H187V218H185V219H183L182 218V220L184 221H191V219H195V218H192ZM196 215H195V217H196ZM206 215H210V216H206ZM214 215L217 217V219H216V217H214ZM217 215H219V216H217ZM226 215H227V217H226ZM248 215V216H249ZM13 216V217H12ZM41 216V217H42ZM60 216V217H61ZM70 217V219L72 218V222L70 223L69 221H70V219H69V217ZM79 216V217H78ZM92 216V217H91ZM97 216V215H96ZM120 216V217H119ZM182 216V217H181ZM225 217V218H223V217ZM229 216V217H228ZM233 216V217H232ZM239 216V217H238ZM240 216H241V218H240ZM245 216V215H244ZM8 217L6 218V219H8ZM43 217L41 218L42 220H43ZM67 217H68V219H67ZM86 217V218H85ZM91 217V218H90ZM213 217V218H212ZM220 217V219H221V217H222V219H221V222H219L220 221V219H218ZM230 217H232V218H230ZM235 217V218H234ZM258 217V216H257ZM256 217V218H257ZM33 218H35V217H33ZM65 218L67 219L66 221H65ZM73 218H75V219H73ZM78 218V220H76ZM117 218V219H116ZM227 218V219H226ZM236 218H237V220H236ZM84 219H85V221H84ZM115 219V220H114ZM122 219V220H121ZM126 219V220H125ZM127 219H128V223H127ZM187 219H189V220H187ZM212 219V220H211ZM226 219V220H225ZM233 219V220H232ZM254 219V220H253ZM12 220V221H11ZM59 220H61V221H63V222H61V221H59ZM75 220V221H74ZM79 220H80V224H77V223H79ZM83 220V221H82ZM118 220V221H117ZM126 221V223H125V221ZM157 220V221H156ZM210 220H211V222H210ZM218 220V221H217ZM229 220V221H228ZM21 222H19V226H21V228L24 226H26V223L29 225V222H26V223H22L23 222V220H20ZM98 221V222H97ZM131 221V222H130ZM215 221H217V222H215ZM226 221V222H225ZM235 221H237V222H235ZM65 222V223H64ZM75 222V223H74ZM81 222H82V224H81ZM85 222H88V223H85ZM95 222H96V225L95 226H93L92 227V224L94 223L95 224ZM99 222L101 223L100 225H98L99 224ZM124 222V223H123ZM161 222V223H160ZM235 222V223H234ZM243 222H245V225L243 224ZM22 225H21V224ZM69 223V224H68ZM102 223H104L103 225H102ZM121 223V224H120ZM151 223V224H150ZM157 223H159V224H157ZM207 223H209V224H207ZM219 223V224H218ZM225 223H228V225L227 224H225ZM230 223H231V225H230ZM233 223V224H232ZM248 223H250V224H248ZM87 224H89L88 226H87ZM93 224V225H94ZM130 224H132V226L130 225ZM157 224V225H156ZM160 224H161V226H160ZM222 224V226L223 227H221V228H219L218 226L219 225H221ZM260 224V225H259ZM27 225V226H28ZM55 225H56V223H55ZM78 225V227L80 226V227H85V225H86V229L85 228H80L79 227V229H76L77 226ZM81 225H84V226H81ZM102 225V226H101ZM124 225V227H122ZM126 225H128V227L126 226ZM151 225H152V227H151ZM208 225H210V226H208ZM241 225H243V227H241ZM246 225H248L247 227H250V229H249V231H252V234H250V235H248L249 236V238L247 237V241L248 242H250L249 243V245L247 244L245 247L243 246V249H241V248H238V245H236V244H239L238 242H240V240L243 238H241V237H238V235H240V233H241V231L243 232L244 230H243V228L244 227H246ZM263 225V226H262ZM59 226V225H58ZM89 226H90V230L88 229L89 228ZM100 226H101V228H100ZM107 226H109V228H107ZM112 226V227H111ZM141 226V227H140ZM158 226H160L161 228H162V230H160L161 228H159ZM163 226V227H162ZM217 226V228H219V229H217V228H215ZM23 227V228H24ZM29 227V226H28ZM44 227H46V225H44ZM42 228V230H41V232L40 233H42V234H39V235H37L36 237H37V239H33V240H37L38 241V244L37 245H44V247L46 248L48 245H46L45 246V243L47 244H49V246L50 245H53L54 243H50L49 241L53 238V241H54V239H55V235L53 234V232L50 230V227H46V228ZM103 227V228H102ZM136 227V228H135ZM145 227V228H144ZM148 229H147V228ZM198 227V226H197ZM212 227H213V225H212ZM234 227V228H233ZM241 227V228H240ZM260 227H262L261 229H260ZM22 228V229H23ZM55 228H57V226L55 227ZM129 228V229H128ZM141 228V229H140ZM163 228H164V230L166 231V234H167V232H168V234H167V238H165L164 237V235H166L165 234V231L163 230ZM165 228H167V229H165ZM229 228H231V230L229 231ZM28 229H30V228H27V231H28ZM47 229H48V231H47ZM74 229H76L75 231H74ZM87 229H88V231H87ZM98 229L99 230H101V231H98ZM124 229V230H123ZM217 229V230H216ZM224 229V230H223ZM238 229H240L239 231H237ZM245 229V228H244ZM43 230H45V231H43ZM78 230V232L77 233H75L76 231ZM83 230V231H82ZM98 231V232H95V231ZM115 230V231H114ZM117 230V231H116ZM126 230V231H125ZM136 230V231H135ZM143 231V232H141V231ZM154 230H156L157 231V233H156V231H154ZM202 230V229H201ZM261 230V231H260ZM13 231V232H12ZM25 232H26V228H25V230H24ZM43 231V232H42ZM112 231H114V232H112ZM124 233H123V232ZM130 233H129V232ZM134 231V232H133ZM151 231H152V233L153 234H151V237L153 238H151L152 239V242H153V245H155V246H153L152 245V243H150V236L148 235L147 236V234L150 232L151 233ZM164 231V232H163ZM170 231H171V233H173L172 235H171V233H170ZM231 232V233H229V232ZM248 231V229H246V232H249ZM8 232L10 233H12V235H14V236H16L17 237V239H18V237H23V238H19L18 240L19 241H23L24 240V238H25V233L23 232L22 233V230L19 228V227H17V228H12V225L10 224V229L8 230ZM21 232V233H20ZM74 232V233H73ZM85 232H88L87 233V235H86V233ZM117 232V233H116ZM163 232V233H162ZM210 232H212L213 234H209ZM224 233V235L223 236H221L223 233ZM235 233V235H233L234 233ZM245 232V233H246ZM260 232V233H259ZM10 233V234H11ZM20 235H19V234ZM84 235H82V234ZM95 233V234H94ZM101 233H100V235H101ZM120 233V234H119ZM149 233V234H150ZM158 233H159V235H158ZM170 233V234H169ZM21 234H23V235H21ZM72 234H74V235H76L75 237H74V235L72 236ZM110 234H114V235H112V236H109ZM161 234V235H160ZM175 234V235H174ZM206 234V233H205ZM12 235H9V237H11ZM52 235H53V237H52ZM79 235H80V237H79ZM86 235V236H85ZM92 235V234H91ZM99 235V236H100ZM108 235V236H107ZM128 235V236H127ZM170 235V236H169ZM174 235V236H173ZM177 235V236H176ZM179 235V236H178ZM183 235V234H182ZM221 237H220V236ZM228 235V236H227ZM229 235H233V236H229ZM242 235V234H241ZM243 235H246V234H244L243 233ZM242 235V236H243ZM262 235V236H261ZM40 236H42V238H40ZM66 236V238L67 237H69L68 236V233L65 235ZM116 236V237H115ZM123 236H125L124 237V240H123ZM159 236V237H158ZM169 236V237H168ZM208 236H210V237H208ZM215 236V237H214ZM227 236V237H226ZM237 236V237H236ZM110 237V238H109ZM137 237V238H136ZM149 237V238H148ZM170 237H172L173 239H171ZM178 237H179V239H178ZM181 237V238H180ZM214 237V238H213ZM219 237H220V239H219ZM245 237V236H244ZM34 238H35V236H34ZM77 238H79L78 239V241H77ZM83 238V239H82ZM93 238V239H94ZM109 238V239H108ZM126 238V239H125ZM133 238V239H132ZM159 238V239H158ZM166 239V241L165 242H168V243H165L164 241H162L163 239ZM190 240H192V241H190ZM211 238V239H210ZM231 238H232V242L233 243H236V244H233L232 242H230L231 244H233V245H231L230 243H229V241L228 240H230L231 241ZM237 238H238V240H237ZM240 238V239H239ZM41 239V240H40ZM43 239V240H42ZM45 239V240H44ZM46 239H47V242H46ZM74 239V240H73ZM128 239V240H127ZM155 239V242L153 241ZM164 239V240H165ZM167 239H170V241L172 242V240H177L178 242H182V245L180 244V245H177L178 243H177V241L175 242V244H176V246H175V244L173 245V244H171V242H170V244H169V240L167 241ZM180 239H181V241H180ZM196 239L198 240H200V241H198L197 243L199 244L200 243V246L198 247L197 245H196ZM215 241H214V240ZM228 239V240H227ZM259 239H261L259 242V245H257L258 243V241L257 240H259ZM100 240V241H99ZM101 240H102V243H99V242H101ZM125 240H127V242L125 241ZM133 240H134V242H133ZM142 240H143V242H142ZM208 240V241H207ZM220 240V241H219ZM223 240H226V242L224 241L223 242ZM234 240H237V242H234ZM41 241V242H40ZM45 243H44V242ZM52 241V240H51ZM93 241V240H92ZM104 241V242H103ZM107 241V242H108ZM136 241H138V242H136ZM139 241L141 242V243H143V244H141V243H139ZM188 241V242H187ZM207 241V242H206ZM216 241L217 242H220L219 244L218 243H216ZM131 242V243H130ZM184 242V243H183ZM191 242L193 243L192 244V246H190V244H191ZM209 242H211L210 244H209ZM213 242H215V243H213ZM253 242L255 243V244H253ZM76 243L77 244H79V246L78 245H76ZM97 243V244H96ZM98 243H99V245H98ZM120 243V246L118 245ZM136 244V245H134L133 246V244ZM162 243L164 244V245H162ZM172 243H174V241L172 242ZM186 243H188V245L187 246H184V245H186ZM221 243H224V244H226V246L228 247L227 248V250H225L226 249V246L223 244H221ZM55 244H57L56 242H55ZM54 244V245H55ZM105 244H107V243H105ZM108 244H109V242H108ZM123 244V245H122ZM125 244V245H124ZM144 244H145V246H144ZM152 245V246H149L148 247V245ZM157 244V245H156ZM168 244V245H167ZM208 244V245H207ZM215 244H218L217 245V247H216V245ZM221 244V245H220ZM227 244H229V246L227 245ZM264 244V243H263ZM262 244V245H263ZM96 245H98L97 247H96ZM142 245V246H141ZM171 245V246H170ZM231 245V246H230ZM103 246V245H102ZM106 246H108V245H106ZM126 246V247H125ZM158 246H162V247H164L163 249H165V253H167L168 252V249L169 250H171L170 252H172V251H174V252H172V253H174V254H172V255H170L169 256V258L166 256L165 257V254L163 255L162 253L164 252V251H162V248H160V247H158ZM166 246V247H165ZM178 246L182 249L183 247V250H185V252H186V250H187V248H189L188 246H190L191 248H195L196 246V250L194 249V251H192V252H195L194 254L193 253H190L191 251L188 249V253H189V256L185 253V254H183L184 252H180V248H178ZM221 246H222V248H221ZM224 246H225V248H224ZM234 246V248H232L231 249V251H230V247H233ZM72 247V246H71ZM79 247V248H78ZM127 248L128 247V249L130 248V250H129V253H128V251H126V250H128V249H125V248ZM138 247V248H137ZM170 247H174V249H176V250H172V248L170 249ZM216 249H215V248ZM236 247V248H235ZM160 248V249H159ZM186 248V249H185ZM190 248V249H191ZM219 248H221V249H219ZM261 248V247H260ZM79 249H80V252H79ZM95 249V250H94ZM116 249H118L120 252L119 253H121V257H120V255L118 254V253H116ZM125 249V250H124ZM146 249H148V250H146ZM156 249V250H155ZM177 249H180V250H177ZM215 249V251H213ZM245 250L244 252L245 253H243L242 254V252L243 251H241V250ZM251 249V250H250ZM113 250V251H112ZM126 251V252H124V251ZM144 250V251H143ZM153 250V251H152ZM155 250V251H154ZM203 250H204V248H203ZM221 250H225V252H223V251H221ZM235 250H236V252H235ZM253 250V251H252ZM112 251V252H111ZM131 251V252H130ZM134 251V252H133ZM138 251V252H137ZM146 251V252H145ZM162 251V252H161ZM167 251V252H166ZM177 251V252H176ZM221 253H220V252ZM251 251V252H250ZM75 252V253H74ZM102 252H104V251H102ZM114 252V253H113ZM133 252V253H132ZM180 252V253H179ZM208 252V253H209ZM222 252H223V254L225 253L226 255L225 256H222L221 254H222ZM235 252V253H234ZM131 253V254H130ZM135 253V254H134ZM155 253V254H154ZM179 253V254H178ZM200 253V252H199ZM250 253V254H249ZM113 254V255H112ZM115 254V255H114ZM124 254H126V255H124ZM168 254H171V253H168ZM193 254V255H192ZM235 254V255H234ZM240 254H237L238 255V257H237V255H236V259H229L230 261L229 262H231L232 260V262L231 263H228V264H233V263H236V261L235 260H237V259H240L239 258V256L241 257V255ZM79 255V254H78ZM122 255H124L123 257H122ZM128 255V256H127ZM137 255H138V257H137ZM146 255V256H145ZM153 255H155V256H153ZM162 255V256H161ZM187 255V256H186ZM192 255V256H191ZM206 255H207V257H206ZM218 255H220V257H219V259L217 260L216 258L218 257ZM114 256V257H113ZM116 256V257H115ZM161 257V258H159V257ZM185 258H183V257ZM191 256V257H190ZM222 256V257H221ZM234 256V257H233ZM252 256V259L255 257V258H257V261H258V259H259V261L257 262L258 264H264V258H262V257H264V256H261L260 257V255H251ZM120 257V258H119ZM132 257V258H131ZM136 257V258H135ZM141 257L142 258H144V259H146V261L144 260V259H141ZM156 257V258H155ZM183 258V259H180V261H178V262H176L177 260H176V258L179 260V258ZM206 257V258H205ZM216 257V258H215ZM100 258V257H99ZM107 258V259H106ZM119 258V259H118ZM126 258H128V259H126ZM223 258V259H222ZM110 259H112V260H110ZM131 259V260H130ZM137 260V261H134V260ZM150 259H152V260H150ZM160 259H161V261H160ZM172 259V261H170ZM175 259V260H174ZM189 259V260H188ZM241 259H243L242 257H241ZM122 260V261H121ZM158 260V261H157ZM170 262H169V261ZM188 260V261H187ZM217 260V261H216ZM256 259H253L252 260V262H256L255 261ZM109 261V262H108ZM141 261H143V263L141 262ZM145 261V262H144ZM151 261V263H149ZM153 261V262H152ZM187 261V262H186ZM192 261V262H191ZM210 261H214V263L213 262H210ZM228 261V260H227ZM237 261H239L238 263H236V264H240L242 261H240V260H237ZM108 262V263H107ZM121 262V263H120ZM191 262V263H190ZM216 262V263H215ZM251 262V263H252ZM139 263V264H140ZM227 263V262H226ZM225 263V264H226ZM244 263V262H243ZM250 263V264H251ZM256 263V264H257ZM205 264V263H204ZM221 264H223L222 262H221ZM253 264V263H252ZM255 264V263H254Z\"/></svg>", "mask_w": 264, "mask_h": 264}, {"label": "snow or ice", "instance_id": "6c2138e0", "mask_svg": "<svg viewBox=\"0 0 264 264\" xmlns=\"http://www.w3.org/2000/svg\"><path fill=\"white\" fill-rule=\"evenodd\" d=\"M262 11H264V4H262Z\"/></svg>", "mask_w": 264, "mask_h": 264}]
</instances>
